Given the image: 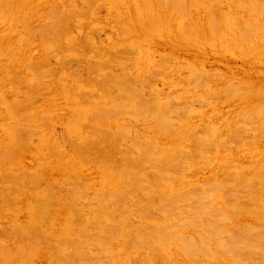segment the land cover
Listing matches in <instances>:
<instances>
[{"label":"rangeland","instance_id":"1","mask_svg":"<svg viewBox=\"0 0 264 264\" xmlns=\"http://www.w3.org/2000/svg\"><path fill=\"white\" fill-rule=\"evenodd\" d=\"M63 1L64 0H21V1L20 0H0V152H1L0 153L1 155L0 156V179H2L0 180V264H28L29 262L25 260L26 258L28 260L30 259L29 264H45V263L46 264H57V263L58 264L60 263L61 264H74V263L78 264L77 261L76 262L74 261L76 259L74 260L72 259L74 263L72 261L70 262L71 258H73L70 256L68 257V255L69 254L71 255V252H72V249L70 250L71 247L74 250H76L75 248L79 249L80 253L77 250L78 251L77 255L79 254L84 255V253H81V252L85 251L86 252L85 255L87 256L85 255L84 256L87 258L94 256L89 251H93L94 253L95 252L94 250L96 251L98 250L97 253L95 252L96 254L94 253L96 259L92 257L93 260L90 259L91 260L90 262H88L89 260L88 261L85 260V262H88V263H83V260L87 258H84L81 255L82 260H80V262L81 261L82 262L79 264H104V262H101V261H104L105 258L106 259L109 258V261L108 259L107 260L105 259V264L107 263V261L110 264L111 263L112 264H130V263L131 264H142L143 262H144L143 264H164L165 262L163 263L162 261L164 258L160 260L161 257L160 256L158 257L159 254L158 255L154 254L155 251L160 250L157 248H156L157 250L155 249V247L158 245L157 243H159V245L161 244L160 248H161V253H163V257L165 256L169 260V263L167 264H172L170 260L173 261L175 264H191V262L192 264H194L195 261L199 262L198 259H200L201 260L200 262L201 263L203 262V264L205 263L210 264V262L211 264H236V262L238 263L239 261H241L240 264H246V263L247 264H264V252H263L264 251V243H263L264 240L261 241L263 244H261V242L259 241H258L259 243L257 244L254 242L252 243L251 241L246 242L248 238L251 240L250 237L257 233L260 235V236L258 235L259 238L264 236V202H263L264 201V193H263L264 190L263 191L261 190L262 185L264 188V106H263L264 105V26H263L264 25V1L263 0H247V1L244 0L246 1L244 2L243 0H208V1L207 0H195V1L194 0H184L185 8L187 6L186 10L184 8L185 13L181 11L183 10L182 8L183 5H179V7H177L178 4H183L181 0L180 1L179 0L178 1H175V0H74L73 1L71 0V3H69L70 0H67L68 3L66 1L65 2ZM239 1L241 4L239 3ZM193 2L195 5L193 4ZM174 3L177 5H173ZM255 3L258 6H256ZM57 7L59 8V10L55 9ZM54 9L57 10V13ZM58 11L60 12L65 11V14L64 15L59 14ZM52 13L53 14L56 13L57 15H59L57 17L58 19H60L61 17L66 19L68 17L67 19H69V21L66 19L65 22L66 24L68 23L69 24L68 25L62 24L64 19H61L62 21L61 20L58 21L59 23L58 24L57 23L58 19L56 18V16L55 17L52 16L53 15ZM217 13H219L220 16ZM245 13L248 16L247 18H246ZM211 15L213 18L217 17L216 18L217 22L215 23L218 24L219 22L218 27H217V24L213 26L215 23L214 24L212 23L211 21L212 17H210ZM223 15H224V18H223ZM233 16L236 18V20L238 21L240 20L239 23L240 22L243 23V25L240 23V26H242V30L247 31L246 33L240 32V29H239L240 27L238 28L239 25H237L239 23L238 21L235 20ZM192 17L194 18L192 19ZM54 18H56V20ZM208 18L210 19L208 20ZM213 18L212 20L214 22ZM208 21H210L213 25H211L210 22L209 24ZM232 21L233 22L235 21V22L232 23ZM51 22L56 25L50 24ZM185 22L187 24L188 30L190 29L189 32L188 30H185V28L183 27V26H186ZM194 22H196L198 26ZM70 24L73 26H71ZM207 24L213 26V28L215 27L216 30L213 28H212L213 30H211V28H209L210 26H207ZM233 24H236L237 28L236 27L234 28ZM252 25H254L255 27ZM225 26L226 27L228 26L227 28H230V30H228ZM244 26H246V28L248 26L247 30H245L246 28ZM257 26H259L261 31L258 29ZM208 29H210V31H213V33H210ZM217 29H221V30L217 31ZM233 29H235V31H233ZM48 31L49 33H47ZM243 34H245V37H247V39L245 37L242 38L244 36ZM253 46H256V47H253ZM38 65L41 69L38 67ZM123 71L125 74L123 73ZM17 81H19V83ZM217 95H220V96H217ZM121 96L122 98H120ZM127 96L131 97L130 98L131 102L137 104V106L135 104L134 107H137L138 109L137 108L135 109L134 107H133L134 109L131 108L132 105L130 106L129 104L130 100L129 101L124 100L125 97L128 99ZM132 96H135V97H132ZM119 98L121 99L120 102H122L123 100L128 102L129 109L131 110L126 111V113H121L122 111H125L123 110L125 107L122 110L120 109L121 112L119 111L118 108L122 107L123 102H122V105H119L120 102L118 104H115L117 103V101L116 102L114 101V100L119 101ZM105 100L107 101L109 100L108 101L109 104L107 103V101L105 102ZM150 100H151V103H150ZM126 102L124 103L126 104ZM153 102L155 104H153ZM92 103L93 104H96V103L103 104L104 108L105 106H107L105 110L101 109L103 110V112L107 110V114L109 113L108 108L109 110H112L110 107L112 105V108L114 110L110 111V113H113V115L114 113H116L118 119L116 118V115L114 118L120 121L121 124H119L120 122H118L114 118L110 119L113 115L111 114L112 116L110 117V114H109L107 115L108 119H105V120H108L107 123H105V121L102 122L103 124L105 123L104 127L101 123L100 118L98 117L100 120L101 126L103 127L101 130H99L101 128L99 125L100 123H98L99 120L97 118L96 122L94 121L95 122L94 124L93 120L96 118H93V117L94 115H97V116L99 115V114H96L97 112L96 110H100V109H95L97 104L93 105ZM91 105L94 106L95 110L93 109V107H91ZM117 105L119 106L116 107ZM167 106L169 107L166 108ZM148 107H149V110H148ZM171 107H172V111L171 109L169 110V108ZM175 107H176V110L180 109L181 113L179 112V110H177L179 114L176 110H173V108L175 109ZM44 110L45 112H43ZM94 111L96 112L92 114ZM173 111H176L177 114ZM88 112L90 116H93L90 118V119L93 118L92 121L91 120L89 121V122H92L90 123V125L88 123V120H89ZM134 113H135V116L137 115L139 116L140 114L142 117H146V114H149L148 116L150 118L147 119L149 121L146 122L144 120H141L142 119L141 116H140L141 119L139 118V120L138 118H136L137 121L129 120L131 116L130 118L126 117L128 118L127 120L128 123H131L133 125L132 126L130 124L131 125L130 126L127 124V121H125L126 118L125 119L119 118L123 116V114L124 115L131 114L132 118L135 119V117L133 116ZM257 113H259V115ZM101 115L99 116L101 117ZM104 116H106V114ZM41 117L43 118V120L40 119ZM123 119L126 124H124L123 121H121ZM168 123L169 125L170 124L171 125L169 126ZM50 124L51 126H49ZM9 125L11 126L9 127ZM34 125L36 127H34ZM52 125L54 126V128L52 127ZM105 125L107 126V128H109V130L105 128ZM118 125H122V126L125 125L124 126L125 128L128 125L129 127L127 128H129L130 131L127 130L128 132L126 133L127 134L131 133L130 134L131 136L136 135V137L137 136L140 137V135H142L140 137L141 139L140 138L138 139V137L137 138L135 137L134 140L141 141L143 137H146L145 140L142 141L141 143H143L147 147L149 146L148 149L147 147L145 148V151L149 150L148 152L150 153L151 157L150 155L147 156L145 152H143V149L145 146L144 147L141 146L142 144L139 141L137 142H139L140 145L138 143L139 145L138 147L134 146L133 145L134 143L129 140L132 138H128L127 136L126 138L128 139L125 138L126 141L123 138H122L123 140L119 139V142L120 140L122 141L121 142L122 144L120 143V145L126 146L125 145L126 143H129L127 145H131L132 143L134 148H131L132 149L131 151H135V153L129 151L128 149L124 147L119 148V144H118L119 142L115 140L112 134L115 131L119 130ZM156 125L160 126V130L162 129L167 134L163 135L164 134L163 131H162L163 133H161L159 129L158 131L157 129L155 130L154 127H156ZM45 126L50 127V129L53 128L51 132L53 134L56 133L55 136H57L58 139L50 138L53 135L51 133L50 134L51 136L48 134L49 135L48 140L47 139L41 140L42 138L46 137L45 135H47V132L49 131L48 130L49 128L46 127L47 128L46 129ZM91 126L95 128L99 126V128L97 127L99 131L106 129L107 130L106 133L110 132V134L107 133V136L108 137L109 135L111 136L109 137L110 139L108 138L109 140H112L111 143H109L110 141L105 142L104 140L106 139H104V136H103L104 140L101 138V141H100V137L97 136V134L99 135L100 132H95L94 128H93V133L94 132L97 133L96 134L97 137H94L95 134L94 135L92 134L93 137L88 136L89 134L92 133ZM25 127H28L30 129H27ZM32 127H34L35 129L34 128L32 129ZM132 127H134V129L136 130L135 132H137V130H139V132L143 130L141 132L143 133L144 129L145 131L146 129L147 130L149 129V131L144 132L145 135H143L144 133L135 134L134 132H131L133 131L131 130L133 129ZM62 129H64L63 130L64 132H61ZM152 131L153 132L155 131L154 135L151 134ZM156 131L160 133L157 134ZM65 132L67 135L65 134ZM81 132H84V134L82 135ZM122 133L121 132L119 133L120 134L119 138H121V136L122 137L125 136V135L123 136ZM181 134L182 136L184 135L183 139L181 137ZM86 137L89 138L90 141L92 140L94 141L97 138L98 141L97 143L96 142L95 143L99 147L101 146L99 145V143L102 142V144L103 145L105 144V146L107 143V146H109V149L106 147L107 150L105 151H108V150L111 151L110 150L111 145H108V143L109 144L114 143V145L116 146L118 144L119 150L120 149L128 150V151L121 150V152L127 153L128 157L129 155L132 156L131 159L129 157L131 161L135 159L134 157L138 155L139 160H135L137 161L135 162V165L132 162L133 166H129V165L128 166L131 167L132 170H135L137 167L136 170L138 171V167H141L140 162H143L142 167L144 166V168L146 169L147 171L146 175L148 177H146L145 173L141 171L140 168L139 170L141 172L140 174H137V176L141 178V177H144L142 175H145V178H147L150 181L147 182V184H145L144 182L147 181V179L143 178L141 180H143L142 183L144 184H142L141 181H138L140 179H138L136 183L138 187L141 188V191L139 189L137 190H139L141 193L143 192L145 195L147 194V196H144V194L142 195L137 190L136 191L138 194L135 193V191H132V190L128 191L126 189L129 185L134 186L135 182L131 179L132 177L133 179L139 178L135 176L136 172H134L135 174L134 175L130 171V169H128L129 167L127 168L126 166L125 168L128 169L127 172L129 171V173H132L133 176L130 175L132 177L128 178L129 176V173H128V175H125L122 177L123 173L127 174L125 168L122 167L124 166V164H126V162H128L127 160H129L128 157H125L126 154L124 155L121 152L117 154L116 152L113 153L112 152L114 150L113 149L111 151L113 154V157L111 154L110 159L107 160L106 156L107 154H110V152L108 151V153H106L103 149L105 148L104 146L103 148L98 147L99 151L101 149V151L99 152L96 149L97 147L95 143L89 142V140ZM115 137H117L118 139V136L115 135ZM160 137H161V140H160ZM202 137H205L206 140L209 139L210 137V139L206 141V143L209 142L208 143L209 145L208 144L207 146L203 145L202 146L203 148L200 147L201 150L198 148V146L197 147L195 146L193 148L192 145L194 144L193 142H195L194 140H196L197 138H200V141H202L201 140ZM215 137L217 138L216 140H215ZM39 139L43 142L47 140L48 143L46 141H45L46 143L45 142L43 143ZM59 139H62V140L59 141ZM152 139L153 140L155 139V140L152 141ZM190 139H192L193 142ZM50 140H53V141L55 140L54 142H56L57 145H55V147L49 146V144L50 145L53 144L52 143L53 141L51 142ZM75 140L77 144L73 142ZM127 140L130 141L131 143L128 142ZM33 142L34 143L36 142V143L34 144ZM60 142L62 143L59 146ZM80 142L81 143L83 142V144L80 145L79 144ZM85 142L87 146L85 145ZM88 142L90 146L92 147H93V144L95 145L94 148H92L93 150L90 149V147L87 148L89 146L87 144ZM116 142L118 143L115 144ZM46 144H48V148L50 150L46 148L47 146ZM73 144L75 145V147L72 148ZM78 144H79L78 147L80 149L77 147L78 149L75 150L74 148H76ZM224 144L225 146L223 147ZM152 145H155L157 149L155 146L153 147ZM213 145L215 146V148L213 147ZM112 146H111V149H112ZM208 146H212L213 148L208 147ZM56 147L59 148L60 150H58ZM158 147L159 148L161 147V151L159 149L161 154L158 151ZM168 147L172 149L169 148L170 150H168ZM177 147L178 149L179 148L183 149L182 151L179 149L181 152L184 151V153H186V154L182 153L183 158L187 155V157L184 158L186 162L183 161L185 163L181 165L180 163L182 162L180 161L179 163L177 162L180 166L173 164L174 161L173 162L171 161L174 157L178 156L175 154L177 150L175 153L172 152V150L174 148L176 149ZM52 148L54 149L53 150L54 152L51 150ZM55 148L58 154L55 152ZM84 148L86 151L84 150ZM118 148L116 147L115 150H117ZM127 148H130V146L129 147L127 146ZM140 148H141V151H140ZM222 148H224V150ZM94 149H96V153ZM163 149L164 150L167 149V150L164 151ZM175 149L173 151H175ZM104 152L106 153L105 154L106 156L104 155ZM170 152H172L170 158H172V155L174 154L173 155L174 157L172 159H169V161L172 162L171 163L172 166L175 165L174 166V169L176 168V170H174L175 174L171 172L172 166L169 169L165 168V167L170 166L169 164L170 162L168 161V156H167L169 155ZM100 153H102L101 156L103 157L102 159L104 161H101L102 159H100L101 157L98 155ZM8 155H10L11 157H9ZM95 155L96 156L98 155L97 156L98 158ZM157 155L160 158L163 156L165 157L166 155L167 160L165 158V161L166 163L169 162L168 163L169 165L167 164V166L164 165L163 167L167 170H170L171 173L168 171H167L168 173H166L164 172L165 169L163 170V168L162 169L160 168L162 167L161 164L165 163L163 162L162 159L161 161L163 163H161L160 161V167H156V164L159 163L155 161ZM120 156H121L122 163L125 158L127 159V160L125 159L126 161L124 160L125 163H123V165L119 163L121 162L120 160L119 162L117 161L120 158ZM123 156L125 157L124 159H123ZM159 157H157V160H160L158 159ZM178 157H181V156H178ZM152 158H155V159H152ZM175 159L176 158H174V160ZM102 162L105 164H103ZM113 163H115L116 165L112 166L111 164ZM136 163L139 164L140 166H137ZM145 163L147 165H144ZM106 165H110V168H108L109 166L106 167ZM134 166L136 167L134 168ZM178 166H179V169H178ZM105 168L107 169L106 170L107 175L110 172L109 170H111V172L117 170L116 172L117 176H114V174H112L114 172L110 173V175H113V176H109V175L107 176L106 174H104ZM159 168H160L159 171H161V173L157 172L158 173L157 174L155 170ZM122 170H124L125 172L123 171L122 173ZM25 172L28 174H26ZM152 172L155 173V177L157 176L158 179L157 178L156 179L158 180L159 185H161L160 188L162 187V184L163 185L165 184V188L162 187V190L160 191L158 190L159 194L157 193V191L156 193H157V196L159 195L158 198L159 197L161 198L164 195L166 196V197L165 196L163 197L164 204L160 203V205L162 204L161 209L163 208L166 209L165 207L168 206L169 210L168 208L166 209V211L168 210V212H166L164 209L162 211L160 209V205H158L159 204L158 201L162 202L161 201L162 198L157 199L156 194L155 195L153 193L152 195L149 194L150 193L149 191L151 190L155 193V189H157L156 187H158L159 189L158 182L157 180H154L155 179L153 176L154 173L151 174ZM163 172H164L165 178H167L166 176H168L171 178L173 177V179L175 178L177 179L179 177L181 179V176H182L183 182L178 181L180 179L178 180L175 179L176 182L170 183L169 182L170 179H168V182H166L167 180L165 178H162L164 179L162 181L161 177L163 175L162 176L161 175L158 176V175L162 174ZM105 178H108V179H105ZM151 178L156 182L153 183V180ZM254 178H256V180ZM111 179H113L114 182L110 181ZM159 179L162 181V183L160 182ZM173 179L171 180L174 181ZM240 180L242 183L240 182ZM119 181L120 182L122 181V182L119 183ZM245 181L247 183L244 184L243 182ZM125 182H126V185H127V182L128 184L130 182V184L127 185V187L123 186L124 185L123 183ZM252 183L254 186L252 185ZM31 184L33 185V187ZM67 184L70 185V187H68ZM119 185L120 187H122L121 189L122 191H120ZM143 185L149 186L151 190L149 191H147L148 189L145 190L148 187H145V186L143 187ZM123 187L126 189L125 190L126 192L127 191L129 192V193L125 192L126 195L124 196H126L127 198H130L129 202L132 201V203H129V202H128L129 204L123 203L125 202L124 197L122 198L120 197L124 194ZM216 187H218L219 189ZM249 187L251 188L248 189ZM31 188L32 189L34 188V190H32ZM49 188L50 190H48ZM57 188L58 189L60 188L61 190L59 189V191H62V192L60 193ZM117 188H119L118 190L119 192H117ZM129 188L130 187H128V189ZM143 188H144V191H147L149 193L147 192L145 193L144 191H142ZM202 188L206 191L205 194H203L204 190L202 191ZM187 189L189 190L187 191V193H189L191 189H194V190L197 189L198 193L201 192V195H199L196 191L194 192L192 190V192L198 194L196 195L193 193V195L195 196L193 197L194 199L192 200L190 199L193 196L191 192L190 194H186L185 193L186 191L182 192V190H187ZM83 190H87V191H83ZM94 190L96 191L94 192ZM103 190L106 192V194H108L107 195L108 198L109 197L111 198L110 200L112 201V203H114L112 204V206H110L111 208H109V205H111V202L109 200L110 203L107 205L108 210L106 209L109 214L113 215L111 213L113 212L112 210L115 209V208L113 209L114 207L113 205L116 206L119 202H121V206L118 204L117 207H122L121 209L119 208V212L122 210L121 211L122 213L118 215V212H117L118 208L114 210L115 213L113 212L114 215L117 214L118 216H120V218L115 215V217H113L114 219H112V217H110L111 215L109 216V215H106L107 213L105 214L104 211H105L106 204L108 203V201L107 202H104L103 200L101 201V199L104 197L106 201V196H104V194L102 195V192L104 193ZM107 191L108 192L110 191V192L108 193ZM166 191H167V194H169L168 192H171L170 194H174V192L176 193L179 191V193L182 192L186 194L187 196L192 195L190 198L187 197L188 199H190V201L191 200L197 201L200 198L203 200L205 199L204 202L206 204L205 205L206 208L210 210L211 209L216 210L217 215H215L216 212L215 211L213 212L212 210L211 212L213 213H210L207 211V213H204V215L202 214V217L200 216L199 219L201 220V218H203V220L205 221V224L202 225L204 221L203 222L200 221L202 228L198 225L200 228V230H198L199 229L198 227L197 229H195L196 227L193 225L194 223L192 224L193 226L191 225V219L189 222L187 221L188 223H190V225L186 224L184 226V224L186 223L184 222L185 220H189L188 218L192 214L196 216V213H199V211L198 212L195 211L198 206L195 208V210H190L193 212L195 211L196 212V213L194 212L195 214L187 210L188 212H186V214L189 213V215L190 214L191 215L189 216L187 214L185 217H182V219L180 216L181 215L184 216L185 213L183 212L184 213L183 214L182 212L177 211L179 213L178 215H180L178 216L180 219L177 217L178 221H176L178 224L180 222L179 220H181L182 222L183 218H185L183 221L184 224L183 222L181 224H183L184 228L186 227V229H184L183 226L182 228L179 226L180 227L179 229L178 226L176 227V224H175L176 222L173 221L172 219L176 215V209H175L176 205L175 204L178 205L180 202L181 205L184 204L185 206L187 205L185 204V202L188 199L186 198V195L185 196L182 195L181 198L184 196L185 200L182 198L184 201L181 198H178L179 200L178 199L176 200L175 196H177L179 193H176L177 195L174 194L175 195V196L173 195L174 197L172 195L169 197V195L167 196V194L160 196L161 193H165ZM78 192L82 193V195H80V193ZM121 192H122V195H121ZM226 192H227V195H226ZM258 192H259V195H258ZM93 193L94 195L96 194L97 196H99L97 197L98 201L96 197H93L94 199H92L91 196L93 195ZM67 194L70 196H67ZM127 194H130V195L134 194L133 197L137 199L138 203L135 202L132 196L128 197ZM224 194L228 198L225 197ZM250 194L253 196V198L251 197ZM62 195L63 197L65 195V197L63 198ZM80 196L82 197L86 196L87 198L88 197H91V198H89V200L87 199L85 200L84 198H80ZM148 196L150 198H147ZM241 196L244 199H242ZM70 197L73 198L74 200L71 199ZM151 197L153 198L151 199ZM171 197H173L176 201H179V202L178 203L174 202L175 201L174 199L172 201ZM224 197L226 198V200ZM145 198L147 201H149V204L147 201H145ZM155 198L157 199V201ZM166 198L169 201L165 200ZM99 199L101 203L103 204L99 203ZM180 199L182 201H180ZM221 199L224 200L225 202L222 201ZM70 200H72V203H70L71 202ZM121 200H123V202ZM126 200L128 201V199ZM152 200L154 201L153 204L157 203L156 205H158L159 208H157L158 210H155L154 206L151 205L152 206L151 210L158 212V213H152L153 212L152 211L151 217L153 214L162 216V213H169V212L170 214L174 213L175 215L173 214L172 216L171 214L170 216V214H166L165 216L164 214L162 217L160 216L161 218L164 217V221H162L163 219L162 220L160 219V221H162V224H160L161 222L159 220L158 222H156L157 219L156 220L154 219L155 222L154 220H150L151 218L146 219L145 217L147 216L150 217V215H146V214H150L149 210L151 208L150 204H152ZM164 200L167 203H172V204L171 205L167 204L166 206L165 205L166 202H164ZM38 201L40 202L38 203ZM86 201H89L86 203V205L88 203L90 204V205L88 204L87 207L85 204H82V203H85ZM201 201H199L200 209H202L201 208L202 206H200V204L204 205V202H201ZM95 203L96 205H94ZM187 203L189 204V202ZM254 203H256L257 206ZM133 204H135V206ZM147 204L149 205V207ZM84 205L86 208L84 207ZM122 205L125 206L126 209H128V206H129V209L126 210ZM172 205L174 208H172ZM189 205H187L188 208L190 207H192L191 209L194 208L193 207L194 205L190 207ZM211 205H213L215 209ZM68 206L70 207L68 208ZM98 206H102L101 209ZM133 206L136 208V210L134 211L133 209L135 208ZM158 206H155V208ZM95 207L96 208L98 207V210ZM177 207L180 208L181 206L179 205ZM130 208L132 209L130 210ZM170 208H172V210L174 209L173 210L174 212L172 210L170 211ZM182 208L184 207L182 206ZM182 208L177 209V210H181ZM230 208L232 209L230 210ZM137 209L139 210V212H137V216H135L136 215L135 211H137ZM130 211H131L130 214L135 212L134 213L135 215L132 214L133 217H130L131 215L130 216L128 215L130 218L126 220L125 218H128L126 215L129 214ZM147 211L149 212L147 213ZM159 211H161L162 213L160 214ZM224 211L227 214H225ZM84 212H86V214ZM203 212H206V210H204ZM221 212H223L224 214ZM124 213L126 215H124ZM121 214H123L124 216ZM207 214H214V215L209 216ZM219 214L221 217L218 216ZM155 215H153L154 218L158 217L157 215L156 216ZM223 215H225V217ZM121 216L126 220L127 223L130 219H131L130 220V223H131L133 219L132 222L137 221V224L135 223V226L133 225L134 223L125 225L124 223L126 222L125 220H121L123 219ZM214 216H218V220H216L217 218ZM110 218L112 220H109ZM136 218H138V220H136ZM190 218H192V216ZM220 218L222 219L220 220ZM227 219H230V220H227ZM32 221L34 224L31 223ZM168 221L171 227H169ZM220 221L224 223H218ZM206 222H208L207 226L208 225L210 226V224L211 225L216 224L219 227L221 226V228L215 227L216 229L215 228L214 229L219 230L221 232V234H219L220 233L219 231L218 232L215 231L216 234L218 233L219 235H221L222 239L218 237L219 235L216 237L217 239L214 238L216 234L215 236L213 234L214 239L212 238V240H210L211 243L209 242V239L207 241L209 245H207L208 243L206 241L205 242L204 240L201 241V239L206 237V234H204L205 236L203 237L201 236L202 235L201 233L209 232L207 231L208 229L204 230V228L206 229V227H204L206 226ZM101 223L103 224L102 226L104 227L105 225L110 226L111 223L113 224V226L111 225L112 227L119 226L116 229L118 230L121 229V233H118V230L117 231L114 230L116 232L115 233L113 230H111L113 228H109V226L108 227L106 226L107 228L105 227L106 229H109V230H105L104 227L102 228ZM163 223H165L166 226H163ZM96 224H98L99 227ZM34 225H36L37 228ZM95 225L97 227L94 229ZM129 225H131L132 227ZM147 225L154 226L152 227V229L155 228L154 230L155 232L157 231L156 229H160L157 231V233H154L156 235H158L159 231H161L162 228L164 229V227H167L166 229H164L165 232L167 229L170 232L171 230L170 228H173V229L176 228L177 231H175L176 229L174 230L176 232V233L174 232L175 233L174 235L175 236L176 234H180V235L175 237L174 240H172L173 239L172 238L171 239L172 241H171L170 238H168L170 236L169 234V236L165 238L167 240H170L169 242L165 239H164L165 241H162L163 235H161L162 233H159L160 236L157 237L158 239L156 238L157 240L155 241L154 235L152 233L150 237V234H148V231L147 233L145 232L147 230V229L145 230V228H147ZM161 225L162 227L160 228ZM213 225L208 228L212 229ZM121 226L122 227L126 226V227L120 228ZM247 226L250 231H248V229H245L247 228ZM32 227L37 230L35 233L33 232L35 230ZM5 228L8 229L9 231L6 230ZM38 228H40L39 229L40 234L38 232L39 231ZM86 228H89V229L87 230ZM148 228L150 229V227ZM250 228L254 230L255 232L252 231ZM93 229L98 230L97 233L95 231L96 234L94 236L97 242L100 241L99 242L100 245L103 244V241H105L104 243H106L108 240L106 248H103L105 246L104 244L102 245L103 247L98 246L99 244L93 241L94 239H91L89 241L87 240V239H90L91 237L90 234L94 233ZM202 229L204 230V232ZM5 230L7 233L5 232ZM41 230L45 231L46 233L44 232L41 233ZM141 230H143V232H145L146 235L143 234L142 232L143 236L145 237L140 236L137 238L136 236L139 234L138 232H140ZM164 230L162 231L164 232ZM109 231L111 233L113 232L114 234L113 233H112L113 235L110 234ZM181 231L183 233H181ZM241 231L242 232L247 231L245 232V234H247L246 235L247 237L244 235V237H246V240L242 243L241 242L238 243V241L237 242L234 241L236 244L235 246H238V244H241L242 245V246L240 245L241 249L242 247L244 248V246H249L250 249L252 247L256 250L253 249L251 252H249V255H247L248 251H244V250L241 251L240 249L239 250L240 253H239V251H237L238 250L237 247H236L237 250L232 249L233 247L235 248V246L233 245L234 242L231 240L230 241L231 246L233 245L231 248L232 251L231 250H230L231 252L228 251L230 254L228 252H225L226 254L228 253L229 256L228 254L227 255L224 254L223 253L224 249L229 250L230 248L229 240L231 236L229 237L228 235L227 238H225L226 236H222V235L223 234L225 235V233L228 234V232H230V234L233 235L231 239L235 240L237 235H240ZM11 232L12 233L14 232L15 234H11ZM32 232L34 233V235ZM99 232L101 233L103 232V233L100 235ZM197 232L202 237V238L200 237L201 239L199 238V234ZM249 232L251 233L253 232L254 234L252 235ZM36 233H38L39 236L42 238L46 237V235L48 236L44 238V240L42 241L41 240L42 238L39 239V237L36 236ZM79 233L80 234L82 233V234L79 235ZM83 233L86 234V237L87 235H89L88 236L89 238H86V242L89 243L91 241L89 243L90 246L89 245L83 246L84 251L80 250L79 248V246L84 242L83 240L85 239L84 238L85 235L82 236ZM107 233H109V236H107L108 235ZM195 234L196 236L198 235L197 239L199 238L200 241L202 242L201 243L198 240L200 244L204 243L205 245L203 247L202 245L198 244L199 246L202 247L200 248L202 251L205 249L206 246H207L206 249L208 247L210 248L209 250H211V254L210 252H208L209 254L207 253V255H212L210 259H208L209 256L207 255H206L207 256L206 257L207 259H206L205 255L203 254L207 252L208 249L203 253L199 249L200 251L199 252L200 255H199L198 253L199 247L195 248L192 246V245L196 246L195 244L199 243L197 242V239H195L196 237L193 236ZM242 234H244V232ZM250 234L251 236L249 237ZM261 234L263 236H261ZM5 235L8 236V238ZM78 235L82 238H80ZM99 235L101 236V239L98 240L97 238ZM139 235H141V233ZM152 235H153V238H152ZM181 235L182 237L184 235V237L186 238L187 236H189L188 237L189 239L193 238L194 242L196 241V243L194 244V242H192V239H191V242L193 244L191 245L192 247L190 248H188L190 246V245L188 246V244L190 243V240H189V243L187 241L185 242L187 243L186 244L187 249L185 250V253L187 252L188 249L189 250L192 249L191 253L194 250L193 248L197 250L196 252L198 253V256L194 255L196 260L191 258V261H190V256H189L190 251L186 253L188 254L189 257H186L187 255L186 256L182 255V253L184 252V249H183L184 247L183 248H181V246L178 247L180 245L179 244L180 240L179 241L177 240L178 238L180 239ZM190 235H192V237H190ZM211 235L212 234H210V236ZM72 236L74 237V239L76 238L75 241L76 240L82 241L80 243L79 241H77L78 242L77 244L79 245H77L75 242L77 247L75 246L74 243L72 244L74 246L70 245L72 241H74L72 239L73 238ZM94 236L92 237L94 238ZM130 237L133 239H131ZM134 237H136L137 240H135L136 238ZM223 237L225 238V242L228 241L229 245L227 243L226 246H229V248L225 246L226 248L224 247L223 249L222 246L225 244ZM228 237H229V240H226L228 239ZM256 237L257 235L255 237L253 236V238L255 239ZM49 238L51 239V241L49 240ZM102 238L103 239L108 238V239L102 240ZM218 238H220L219 239L220 241L218 240ZM66 239L72 240V241L68 240V241H71V243L69 242L70 244L67 241V244L71 246L70 248L68 247L69 245L66 246V243H65ZM138 239H140L141 241H143V239L146 240L144 241L145 243L143 242V245L146 248L142 246V243H139L140 241ZM37 240H39L38 242L40 244H42L43 242L46 245L42 244L41 246L37 242ZM64 240L65 242H63V244H65V246L61 244L62 241ZM134 240L136 242L138 241L139 242L136 243ZM238 240L241 241L242 239L239 238ZM131 241H133L132 243H134L133 244L134 246L135 244H137V246L133 247L131 245L132 244ZM183 241L184 240H182V243ZM57 242L61 245L57 246L58 245ZM160 242H163V243H160ZM168 242L169 243L172 242V243L169 245L167 249H165V247H167L168 245ZM175 242L177 243V249H175L176 247L174 246ZM216 242L219 243L218 245H222L220 246L223 249L222 252L220 251L221 248L219 249V251L217 250L218 245H216ZM256 242H257V239H256ZM94 243L98 245H95ZM108 243H109V246H108ZM84 244L86 243L84 242L83 245ZM93 244L95 246H93ZM138 244H141V246H139ZM163 244H165L166 246ZM151 245L154 246V251H153L154 253L153 252L151 253L153 248H151L152 250L150 249L151 251L146 250L145 252V249L152 247ZM56 246L59 249V253H58V249ZM8 247L10 248V250L8 249ZM80 247L82 248V246ZM99 248L103 249V251L100 249L101 250L100 252ZM178 248H181L180 250L181 251L183 250V252H180ZM124 250H126L125 253L123 252ZM128 250L129 251L131 250L130 253ZM77 251H74L75 254L73 253L74 255L72 254L71 256L76 257L75 255ZM87 251L89 254H87ZM147 251H149L150 254ZM137 252L139 253L137 254ZM232 252L234 253L233 255L231 254ZM58 254H59V257L61 255L66 254V256L69 259L67 260L69 262L62 259L64 256L63 257L61 256L62 258L60 260H56L57 261L56 262L54 259V256H56L57 258ZM201 254H203V256ZM152 255L153 257L157 256L159 258V261H156L155 258L152 260L149 259V258H153ZM191 255H192L191 257H194L193 254ZM234 255L235 257L237 256L238 259L240 258V260L235 262ZM183 256L186 258L184 259L188 262H186L182 258ZM248 257L250 260L248 259ZM231 258H233V261ZM98 259L100 260L99 263H98ZM132 259L134 260L135 263L133 262ZM205 259H206V262H204Z\"/></svg>","mask_w":264,"mask_h":264},{"label":"bare ground","instance_id":"2","mask_svg":"<svg viewBox=\"0 0 264 264\" xmlns=\"http://www.w3.org/2000/svg\"><path fill=\"white\" fill-rule=\"evenodd\" d=\"M20 1H21V0H20ZM65 1L68 3L67 0H64L63 2H65ZM73 1H74V0H73ZM175 1H178V0H175ZM179 1H180V0H179ZM181 1L183 2V4H178V3L176 2L178 5L175 4V3H174L173 5H177V7H179V5H183V6H182L183 10H181V11L184 12V8H185L184 0H181ZM194 1H195V0H194ZM207 1H208V0H207ZM243 1H244V0H243ZM246 1H247V0H246ZM246 1H244V2H246ZM263 1H264V0H263ZM2 2H3V1H2ZM173 2H174V1H173ZM232 2H233V1H232ZM4 3H5V2H4ZM6 3H7V2H6ZM67 3H66V4H67ZM69 3H71V0L69 1ZM239 3H240V1H239ZM257 3H258V2H257ZM2 4H3V3H2ZM62 4H63V3H62ZM167 4H168V3H167ZM193 4H194V2H193ZM193 4H192V5H193ZM198 4H199V3H198ZM240 4H241V3H240ZM247 4H248V3H247ZM250 4H251V3H250ZM255 4H256V3H255ZM258 4H259V3H258ZM194 5H195V4H194ZM238 5H239V4H238ZM244 5H245V4H244ZM253 5H254V4H253ZM57 6H58V5H57ZM196 6H198V5H196ZM256 6H258V5L256 4ZM175 7H176V6H175ZM177 7H176V8H177ZM200 7H202V6H200ZM238 7H239V6H238ZM241 7H243V6H241ZM262 7H263V5H262ZM186 8H187V6H186ZM186 8H185V10H186ZM239 8H240V7H239ZM251 8H252V6H251ZM256 8H257V7H256ZM55 9H58V10H59L58 7L55 8ZM55 9H54V10H55ZM206 9H207V8H206ZM236 9H238V8H236ZM254 9H255V8H254ZM176 10H177V9H176ZM210 10H211V9H210ZM239 10H240V9H239ZM246 10H247V9H246ZM250 10H251V9H250ZM34 11H35V10H34ZM55 11H56V13H57V10H55ZM181 11H180V13H181ZM213 11H214V10H213ZM234 11H235V10H234ZM11 12H12V11H11ZM58 12H59V14H63V15L65 14V11H63L64 13H63L62 11H61L62 13H61L60 11H58ZM67 12H68V11H67ZM241 12H242V11H241ZM241 12H240V13H241ZM251 12H252V11H251ZM56 13H54V14H56ZM184 13H185V12H184ZM212 13H213V12H212ZM52 14H53V13H52ZM54 14H53L52 16H54V17L56 16V18L59 16V15H57V14H56V15H54ZM189 14H190V13H189ZM217 14L219 15V13H217ZM238 14H239V13H238ZM245 14H246V13H245ZM249 14H250V12H249ZM63 15H62V16H63ZM70 15H71V13H70ZM215 15H216V14H215ZM215 15H214V16H215ZM196 16H197V15H196ZM219 16H220V15H219ZM221 16H222V15H221ZM244 16H245V15H244ZM249 16H250V15H249ZM49 17H50V16H49ZM60 17H61V16H60ZM208 17H209V16H208ZM210 17H212V15H211ZM233 17H234V16H233ZM237 17H238V16H237ZM247 17H248V16H247V14H246V18H247ZM56 18H54V19L56 20ZM67 18H68V17H67ZM67 18H66V19H67ZM193 18H194V17H192V19H193ZM212 18H213V17H212ZM212 18H211V21H212L213 24H214L215 22H217V21H216V18H217V17H214V18H213V19H214V22H213ZM223 18H224V15H223ZM234 18H235V17H234ZM234 18H233V19H234ZM244 18H245V17H244ZM57 19H58V18H57ZM61 19H64L63 23H62V22H61V23L65 25V24H66V22H65L66 19L63 18V17H61L60 19H58V20H57V23H58V21H60ZM209 19H210V18H208V20H209ZM233 19H231V20H233ZM51 20H53V19H51ZM67 20L69 21V19H67ZM195 20H196V19H195ZM198 20H199V18H198ZM220 20H221V19H220ZM226 20H227V19H226ZM226 20H224V21H226ZM235 20H236V18H235ZM248 20H249V19H248ZM21 21H22V20H21ZM49 21H50V20H49ZM61 21H62V20H61ZM196 21H197V20H196ZM206 21H207V20H206ZM218 21H219V20H218ZM236 21H238V20H236ZM239 21H240V20H239ZM239 21H238V23H239ZM250 21H251V20H250ZM186 22H188V21H186ZM186 22H185V24H186ZM197 22H198V21H197ZM209 22H210V21H208V23H209ZM234 22H235V21H234ZM234 22L232 21V23H234ZM55 23H56V21H55ZM61 23H60V24H61ZM183 23H184V22H183ZM194 23H196V22H194ZM210 23H211V22H210ZM210 23H209V24H210ZM212 23H211V25H213ZM240 23L243 25L242 22H240ZM240 23L237 24V25H239L238 28L240 27V28H239V29H240V32H244V33H246L247 31L242 30V26H240ZM50 24H54V23L51 22ZM58 24H59V23H58ZM68 24H69V23H68ZM68 24H66V25H68ZM185 24H184V25H185ZM209 24H207V26H210L209 28H211V30H213V29L216 30V28H215V27L213 28V26H215L217 23H215L213 26H211V25H209ZM218 24H219V22H218ZM218 24H217V27H218ZM226 24H227V23H226ZM226 24H225V25H226ZM54 25H56V24H54ZM54 25H53V26H54ZM70 25H71V24H70ZM196 25H197V23H196ZM244 25H246V24H244ZM258 25H259V24H258ZM262 25H263V24H262ZM59 26H60V25H59ZM61 26H63V25H61ZM71 26H73V25H71ZM197 26H198V25H197ZM231 26H232V25H231ZM233 26H234V28H235V27L237 28L236 24H233ZM252 26H254V25H252ZM263 26H264V25H263ZM50 27H51V26H50ZM66 27H67V26H66ZM68 27H69V26H68ZM183 27L185 28V30H188L187 24H186V26H183ZM186 27H187V28H186ZM190 27H191V26H190ZM190 27H189V28H190ZM219 27H220V26H219ZM225 27H226V26H225ZM225 27H224V28H225ZM227 27H228V26H227ZM227 27H226V28H227ZM244 27L246 28V26H244ZM254 27H255V26H254ZM257 27H258V29L260 30L259 26H257ZM8 28H9V27H8ZM46 28H47V27H46ZM57 28H58V26H57ZM62 28H63V27H62ZM200 28H201V26H200ZM212 28H213V29H212ZM222 28H223V27H222ZM226 28H225V29H226ZM245 28H244V29H245ZM247 28H248V26H247ZM247 28H246L245 30H247ZM262 28H263V27H262ZM44 29H45V28H44ZM49 29H50V28H49ZM51 29H52V28H51ZM67 29H68V28H67ZM194 29H195V28H194ZM227 29L230 30V28H227ZM29 30H30V29H29ZM52 30H53V29H52ZM52 30H51V31H52ZM63 30H64V29H63ZM189 30H190V29H189ZM189 30H188V32H189ZM191 30H192V29H191ZM197 30H198V29H197ZM218 30L220 31L221 29H217V31H218ZM241 30H242V31H241ZM254 30H255V29H254ZM208 31H210V29H208ZM226 31H227V30H226ZM233 31H235V29H233ZM260 31H261V30H260ZM43 32H44V31H43ZM52 32H53V31H52ZM52 32H50V33H52ZM61 32H62V31H61ZM66 32H67V31H66ZM186 32H187V31H186ZM215 32H216V31H215ZM215 32H214V33H215ZM47 33H49V31H48ZM190 33H191V32H190ZM210 33H213V31H210ZM223 33H224V32H223ZM41 34H42V33H41ZM188 34H189V33H188ZM192 34H193V33H192ZM198 34H199V33H198ZM234 34H235V33H234ZM256 34H257V33H256ZM30 35H32V34H30ZM48 35H49V34H48ZM50 35H51V34H50ZM54 35H55V34H54ZM54 35H53V36H54ZM210 35H211V34H210ZM243 35H244V36H243L242 38L245 37V34H243ZM39 36H40V35H39ZM196 36H197V35H196ZM213 36H214V34H213ZM240 36H242V35H240ZM45 37H46V36H45ZM190 37H191V36H190ZM29 38H31V37H29ZM41 38H42V37H41ZM198 38H199V37H198ZM198 38H197V39H198ZM245 38L247 39V37H245ZM50 39H51V38H50ZM190 39H191V38H190ZM243 40H244V39H243ZM243 40H241V41H243ZM189 41H190V40H189ZM193 41H194V40H193ZM23 44H24V43H23ZM54 45H55V44H54ZM65 45H66V44H65ZM253 47H256V46H253ZM68 50H69V49H68ZM245 52H246V51H245ZM6 54H7V53H6ZM82 54H83V53H82ZM120 55H121V54H120ZM123 55H124V54H123ZM48 56H50V55H48ZM113 56H114V55H113ZM131 56H132V55H131ZM245 56H246V55H245ZM43 59H44V58H43ZM119 59H120V58H119ZM53 60H54V59H53ZM133 60H134V59H133ZM63 61H64V60H63ZM66 61H68V60H66ZM118 61H119V60H118ZM39 62H40V61H39ZM2 64H4V63H2ZM2 64H1V65H2ZM13 64H14V63H13ZM46 64H47V63H46ZM52 64H53V63H52ZM63 64H64V63H63ZM114 64H116V63H114ZM106 65H107V64H106ZM67 66H69V65H67ZM96 66H97V65H96ZM109 66H110V65H109ZM38 67H39V65H38ZM45 67H46V66H45ZM49 67H50V66H49ZM122 67H123V66H122ZM10 68H11V67H10ZM39 68H40V67H39ZM101 68H102V67H101ZM40 69H41V68H40ZM92 69H93V68H92ZM103 69H104V68H103ZM88 70H89V69H88ZM40 71H41V70H40ZM91 71H92V70H91ZM98 71H99V70H98ZM119 71H120V70H119ZM53 72H54V71H53ZM85 73H86V72H85ZM121 73H122V72H121ZM123 73H124V71H123ZM86 74H87V73H86ZM124 74H125V73H124ZM77 76H78V75H77ZM85 76H86V75H85ZM87 76H88V75H87ZM120 76H121V75H120ZM106 77H107V76H106ZM123 77H124V76H123ZM125 77H126V76H125ZM93 79H94V77H93ZM93 79H92V80H93ZM8 80H9V79H8ZM124 80H125V79H124ZM199 80H200V79H199ZM102 81H103V80H102ZM106 81H107V80H106ZM17 82L19 83V81H17ZM93 82H94V81H93ZM203 83H204V82H203ZM21 84H22V83H21ZM97 84H98V83H97ZM101 84H102V83H101ZM104 84H105V83H104ZM115 84H116V83H115ZM201 84H202V83H201ZM204 84H205V83H204ZM204 84H203V85H204ZM192 85H193V84H192ZM4 86H5V85H4ZM4 86H3V87H4ZM89 86H90V85H89ZM104 86H105V85H104ZM25 88H26V87H25ZM97 88H98V86H97ZM100 89H101V88H100ZM104 89H105V88H104ZM199 89H200V88H199ZM228 89H229V88H228ZM250 89H251V88H250ZM132 90H133V88H132ZM13 91H14V90H13ZM120 91H121V90H120ZM29 93H30V92H29ZM125 93H126V92H125ZM105 94H106V93H105ZM122 94H123V93H122ZM31 95H32V94H31ZM222 95H223V94H222ZM234 95H235V94H234ZM106 96H107V95H106ZM125 96H126V95H125ZM211 96H212V95H211ZM217 96H220V95H217ZM127 97H128V99L125 97L124 100H127V101L130 100V101H129V104H130V106L132 105L131 108H133V107L135 106L136 103L131 102V99H130L131 97H129V96H127ZM132 97H135V96H132ZM108 98H109V97H108ZM120 98H122V96H121ZM120 98H119V101H118V100H114L115 102L117 101V103H115V104H118V103L121 101ZM116 99H118V98H116ZM210 99H212V98H210ZM90 100H91V99H90ZM124 100L122 101V102H123V105H122V102L119 103V105H122V107L118 108L119 111H120V109L122 110V109L125 107V108L123 109V110H125V111H122V112L120 111L121 113H126V111L131 110V109H129V104H128V102H126V101H124ZM151 100H152V99H151ZM151 100H150V103H151ZM208 100H209V99H208ZM225 100H226V99H225ZM81 101H82V100H81ZM86 101H87V100H86ZM106 101H107V100H105V102H106ZM108 101H109V100H108ZM108 101H107V103H108ZM114 101H113V102H114ZM146 101H147V100H146ZM154 101H155V100H154ZM212 101H214V100H212ZM220 101H221V100H220ZM113 102H112V103H113ZM124 102H126L127 105H126ZM148 102H149V101H148ZM86 103H87V102H86ZM107 103H106V104H107ZM132 103H133V104H132ZM145 103H146V102H145ZM172 103H173V102H172ZM92 104H93V103H92ZM96 104H97V105H96ZM96 104H93V105H96V108H95V109H100V110H96L98 113H97L96 111H94L92 114H94V113L96 112V114H99V115L102 114V115H101V117H100L99 115H98V116H97V115H94V117H93V116H90V114H89V112H88V115L90 116V117L88 116V119H89V120H88V123H89V125H90V123H92V122H89L90 120L92 121L93 118H96V119L93 120V122H94V121L96 122V120H97L98 117L100 118L101 123L104 122V121H105V123H107L108 120H105V119H108V116H107V115L110 114V117L113 115V113H110V111H113V110H114V109L112 108V105L110 106L112 110H109V108H108L109 113L107 114V110L103 112V110H105V108H106L107 106H105V108H104V107H103V104H98V103H96ZM108 104H109V103H108ZM108 104H107V105H108ZM115 104H113V105H115ZM153 104H155V103L153 102ZM99 105H101V106H99ZM119 105H117L116 107H118ZM192 105H193V104H192ZM98 106H99V107H98ZM136 106H137V104H136ZM145 106H146V105H145ZM179 106H180V105H179ZM259 106H260V105H259ZM263 106H264V105H263ZM91 107H93V109H94V106L91 105ZM100 107H102V108H100ZM138 107H139V106H138ZM168 107H169V106H167L166 108H168ZM180 107H181V106H180ZM191 107H193V106H191ZM126 108H127V109H126ZM134 108L136 109L137 107H134ZM134 108H133V109H134ZM161 108H162V107H161ZM163 108H164V107H163ZM95 109H94V110H95ZM101 109H103V110H101ZM137 109H138V108H137ZM152 109H153V108H152ZM164 109H165V108H164ZM170 109H171V111H172V107L169 108V110H170ZM145 110H146V109H145ZM148 110H149V107H148ZM165 110H166V109H165ZM165 110H163V111H165ZM167 110H168V109H167ZM169 110H168V111H169ZM173 110H176V107H175V109L173 108ZM177 110H179V112H180V109H177ZM177 110H176V111H177ZM188 110H189V109H188ZM132 111H134V110H132ZM176 111H173V112H175V113L177 114L178 111H177V112H176ZM189 111H190V110H189ZM43 112H45V110H44ZM43 112H42V113H43ZM99 112H101V113H99ZM179 112H178V114H179ZM103 113H104V114H103ZM161 113H162V112H161ZM163 113H164V112H163ZM180 113H181V112H180ZM46 114H47V112H46ZM105 114H106V116H104ZM111 114H112V115H111ZM131 114H132V113H131ZM131 114H129V115L126 114L127 116L123 114V116H121V117H119V118H124V119H125L126 117H129V118H130V116H131V118H130L129 120L137 121L136 118H138V120H139V118L141 119V117H142L140 114H139V116H138V115L135 116V113H134L133 116L135 117V119H133ZM257 114L259 115V113H257ZM44 115H45V114H44ZM115 115H116V113H114V115H113L111 118H110V117H109V118H110V119H113V118L115 117ZM148 115H149V114H146V117H142L141 120H144V121H146V122L149 121V120H147V119L150 118ZM161 115H162V114H161ZM161 115H159V116H161ZM166 115H167V114H166ZM174 115H175V114H174ZM17 116H18V115H17ZM86 116H87V115H86ZM96 116H97V117H96ZM102 116H103V117H102ZM140 116H141V117H140ZM27 117H28V116H27ZM91 117H93V118L90 119ZM173 117H174V116H173ZM173 117H172V118H173ZM176 117H177V116H176ZM18 118H19V117H18ZM21 118H22V117H21ZM99 118H98V120H99ZM116 118H117V115H116ZM116 118H114V119L117 120L118 118H117V119H116ZM144 118H145V119H144ZM163 118H164V117H163ZM172 118H171V119H172ZM241 118H242V117H241ZM257 118H258V117H257ZM40 119L43 120L42 117H41ZM103 119H104V120H103ZM124 119L121 120V121H123V123L126 124L125 121H127L128 118H126L125 121H124ZM262 119H263V118H262ZM100 120H99V122H98V121H97V122L100 123ZM119 120H120V119H119ZM182 120H183V119H182ZM236 120H237V119H236ZM238 120H239V119H238ZM110 121H112V120H110ZM117 121H118V120H117ZM117 121H116V122H117ZM183 121H184V120H183ZM27 122H28V121H27ZM95 122H94V124H95ZM118 122H120V121H118ZM130 122H132V121H130ZM240 122H241V121H240ZM18 123H19V122H18ZM61 123H62V122H61ZM101 123L99 124L100 127H101L99 130H101V129L104 127V124H105V123H104V124L102 123V125H103V127H102V126H101ZM114 123H115V122H114ZM134 123H135V122H134ZM137 123H138V122H137ZM140 123H141V122H140ZM154 123H155V122H154ZM237 123H238V122H237ZM24 124H25V123H24ZM30 124H31V123H30ZM39 124H40V123H39ZM39 124H38V125H39ZM44 124H45V122H44ZM119 124H121V122H120ZM127 124L130 125L131 123H128V121H127ZM143 124H144V123H143ZM155 124H156V123H155ZM166 124H167V123H166ZM234 124H235V123H234ZM85 125H86V124H85ZM106 125H107V124H106ZM106 125H105V128L109 130V128H107ZM111 125H112V124H111ZM113 125H114V124H113ZM128 125L126 126V128L124 127L125 125H124V126H122V125H118V126H119V128H118L119 130H118V131H115V132L112 131V132H114V133H112V134H113L115 140L118 141V142H119V139H122V138L125 139L126 136H127L128 138H132V139H129V140L132 141V142L134 143V144H133L134 146H137V147H138V146L140 145V143H141L142 141L145 140L146 137H143L141 141H140V140H134V138L136 137V135H135V136H131V135H130L131 133H130V134H127V133H126V132L130 131L129 128H127V127H129ZM131 125H132V124H131ZM131 125H130V126H131ZM168 125H169V123H168ZM170 125H171V124H170ZM170 125H169V126H170ZM172 125H173V124H172ZM177 125H178V124H177ZM240 125H241V124H240ZM6 126H8V125H6ZM10 126H11V125H9V127H10ZM49 126H51V124H50ZM118 126H117V127H118ZM132 126H133V125H132ZM145 126H146V125H145ZM145 126H143V127H145ZM174 126H175V125H174ZM34 127H36V126L34 125ZM34 127H32V129H33ZM38 127H39V126H38ZM38 127H37V128H38ZM46 127H47V126H45V128H46ZM52 127L54 128L53 125H52ZM52 127H51V128H52ZM91 127H92V126H91ZM91 127H90V129H91ZM97 127L99 128V126H97ZM97 127H96V128H95V127H92V129H91L92 133L89 134L88 136L91 137L92 134H93V135L95 134L94 137L99 136V137H100V141H101V138L103 139V136H104V139H106V140H104V139H103V140H104L105 142H106V141H107V142L110 141L109 143H111L112 140H109V139H110L109 137H111V136L109 135L110 132H107V133H109V134H108L109 137H108V136H107V133H106V131H107L106 129H105V130H102V131H103V133H102V131H99ZM122 127H124V128H122ZM151 127H152V126H151ZM247 127H248V126H247ZM25 128L30 129V128H28V127H25ZM47 128H49V129H48L49 131L47 132V135H48V134L50 135V134L52 133L51 130H53V128H52V129H50V127H47ZM47 128H46V129H47ZM93 128H94V131H95V132H100L101 134L99 133V135H98V134L95 133V132L93 133ZM110 128H111V127H110ZM132 128H133V129H131V130H133V131H131V132H134L135 134H136V133L143 134L144 132L149 131V129H148V130L146 129V131H145V129H144V132H143V133H141L143 130H142L141 132H139V130H137V132H135L136 130L134 129V127H132ZM154 128H155V130L157 129V131H158V129L160 130V126H157V125H156V127H154ZM154 128H153V129H154ZM11 129H12V127H11ZM13 129H14V128H13ZM15 129H17V128H15ZM34 129H35V128H34ZM82 129H83V128H82ZM87 129H88V128H87ZM87 129H86V130H87ZM95 129H97V130H95ZM120 129H121V130H120ZM122 129H123V131H122ZM208 129H209V128H208ZM63 130H64V129H62L61 132H64ZM84 130H85V129H84ZM127 130H128V131H127ZM15 131H16V130H15ZM18 131H19V130H18ZM157 131H156L157 134L160 133V132H161V133L164 132L162 129L160 130V132H157ZM162 131H163V132H162ZM246 131H247V130H246ZM249 131H250V130H249ZM249 131H248V132H249ZM26 132H27V131H26ZM53 132H54V131H53ZM104 132L106 133V135H105ZM120 132H121V133L123 132L122 135H123V136L125 135V136H124V137L121 136V138H119V137H120V136H119V135H120V134H119ZM150 132H151V131H150ZM154 132H155V131H154ZM154 132L152 131L151 134L154 135ZM230 132H232V131H230ZM81 133H82V135L84 134V132H81ZM169 133H170V132H169ZM183 133H184V132H183ZM196 133H198V132H196ZM52 134H53V133H52ZM62 134H63V133H62ZM65 134H66V132H65ZM96 134H97V136H96ZM157 134H156V135H157ZM165 134H167V133L164 132L163 135H165ZM213 134H214V133H213ZM18 135H19V134H18ZM36 135H38V134H36ZM41 135H42V134H41ZM47 135H45L46 137H45V138H42L41 140H44V139H47V140H48L49 135H48V136H47ZM55 135H56V133L53 134L52 137H50V138H52V139H56V138H57V139H58V137L55 136ZM58 135H60V134H58ZM63 135H64V134H63ZM66 135H67V134H66ZM101 135H102V137H101ZM115 135L118 136V139H117V137H115ZM143 135H145V133H144ZM218 135H219V134H218ZM34 136H35V135H34ZM38 136H40V135H38ZM43 136H44V135H43ZM50 136H51V135H50ZM68 136H69V134H68ZM76 136H77V135H76ZM105 136H106V138H105ZM129 136H130V137H129ZM141 136H142V135H140V137H141ZM183 136H184V135H183ZM183 136H182V134H181L182 139H183ZM192 136H193V135H192ZM192 136H191V137H192ZM215 136H216V135H215ZM239 136H240V135H239ZM250 136H251V135H250ZM25 137H26V136H25ZM27 137H28V136H27ZM36 137H37V136H36ZM54 137H55V138H54ZM60 137H61V136H60ZM60 137H59V138H60ZM92 137H93V136H92ZM99 137H98V139H99ZM137 137H138V136H137ZM137 137H136V138H137ZM140 137H138V139H139ZM158 137H159V136H158ZM158 137H157V138H158ZM181 137H180V138H181ZM191 137H189V138H191ZM247 137H248V135H247ZM61 138H62V137H61ZM72 138H73V137H72ZM86 138H87V137H86ZM108 138H109V139H108ZM114 138H113V139H114ZM128 138H126V139H128ZM212 138H213V137H212ZM24 139H25V138H24ZM73 139H74V138H73ZM87 139L89 140V138H87ZM93 139H94V138H93ZM107 139H108V140H107ZM123 139H122V140H123ZM126 139H125V141H126ZM140 139H141V138H140ZM147 139H148V138H147ZM182 139H180V140H182ZM192 139H193V138H192ZM192 139H190V140H192ZM195 139H196V138H195ZM203 139H204V140H203ZM209 139H210V137H209ZM209 139H207V140H209ZM216 139H217V138L215 137V140H216ZM258 139H259V138H258ZM39 140H40V139H39ZM41 140H40V141H41ZM47 140H45V141L47 142ZM60 140H62V139H59V141H60ZM82 140H83V139H82ZM88 140H87V141H88ZM91 140H92V139H91ZM95 140H96V141H95ZM95 140H94V141H93V140H92V141L89 140V142H94V143L96 142V143H97V141H98L97 138H96ZM115 140H114V142H115ZM154 140H155V139H154ZM154 140L152 139V141H154ZM160 140H161V137H160ZM198 140L200 141V138H197L196 140H194L195 142H193V140H192V142L194 143V144H193L194 146L192 145L193 148H194L195 146H196V147L198 146V148L200 149V147H202L203 145H206V146H207V144L209 143V142L206 143L207 140H206L205 137H202V138H201L202 141H200V143H199ZM24 141H25V140H24ZM27 141H28V140H27ZM45 141H44V142H45ZM50 141L52 142L53 140H50ZM54 141H55V140H54ZM54 141L52 142L53 144H51V145L49 144V146L55 147V145H57V143L54 142ZM83 141H84V140H83ZM87 141H86V142H87ZM127 141H128V140H127ZM130 141H128V142H130ZM137 141H139L140 143L137 142ZM147 141H148V140H147ZM156 141H157V140H156ZM158 141H159V140H158ZM197 141H198V143H197ZM203 141H204V142H203ZM233 141H234V140H233ZM233 141H232V142H233ZM21 142H22V141H21ZM41 142H43V141H41ZM44 142H43V143H44ZM46 142H45V143H46ZM66 142H67V141H66ZM73 142H75V144H77V143H76V140L73 141ZM73 142H72V143H73ZM86 142H85V145H86ZM89 142L87 143V144L89 145L87 148L90 147V149H92V148H94V146L96 145V147H97L96 149L99 151V149H98L99 146H98L96 143H95V145L93 144V147H92V146H90ZM118 142H116L115 144H117ZM121 142H122V141L120 140V142L118 143V144H119V148H120V147H124V148L128 149L129 151L132 150L131 148H134L131 142H130V143H131L132 147H131V145H127V144H129V143H126V144H125L126 146H122V145H120ZM136 142H137V143H136ZM189 142H190V141H189ZM192 142H191V143H192ZM33 143H34V142H33ZM35 143H36V142H35ZM35 143H34V144H35ZM47 143H48V142H47ZM55 143H56V144H55ZM61 143H62V142H60L59 146L61 145ZM109 143H108V145H111V146L113 145V146H112V149H111V146H110V150H111V151L114 149V150L112 151L113 153L116 152V154H117V153H120V152H121L122 149L119 150V148H118V144H117V146H116V145H114L113 142H112L113 144H109ZM123 143H124V142H123ZM135 143H136V144H135ZM138 143H139V145H138ZM195 143H196V144H195ZM202 143H203V144H202ZM205 143H206V144H205ZM79 144L81 145V144H83V142H82V143L80 142ZM79 144L76 146V148H74L75 150L79 148V147H78ZM91 144H92V143H91ZM121 144H122V143H121ZM141 144H142L141 146H143V147L145 146L144 149H143V152H145V154H146L147 156H149V155H150V153L148 152L149 150H148V151H145V148H146L147 146L144 145L143 143H141ZM154 144H155V143H154ZM185 144H186V143H185ZM198 144L201 145V146H199ZM216 144H217V143H216ZM222 144H223V143H222ZM228 144H229V143H228ZM232 144H233V143H232ZM234 144H235V143H234ZM43 145H44V144H43ZM46 145H47L46 148H48V144H46ZM67 145H68V144H67ZM70 145H71V143H70ZM99 145H101V146H100L101 148H103V146L105 147V148H103L104 151L107 150L106 147L109 149V146H107V143H106V146H105V144L103 145L102 142L99 143ZM208 145H209V144H208ZM255 145H256V144H255ZM59 146H58V147H59ZM62 146H63V145H62ZM86 146H87V145H86ZM115 146L118 148L117 150H115V149H116ZM127 146H128V147L130 146V148H127ZM152 146L154 147L155 145H152ZM224 146H225V144L223 145V147H224ZM235 146H236V145H235ZM13 147H14V146H13ZM73 147H75L74 144L72 145V148H73ZM77 147H78V148H77ZM80 147H81V146H80ZM100 147H99V148H100ZM113 147H114V148H113ZM143 147H142V148H143ZM148 147H149V146H148ZM148 147H147V149H148ZM155 147H156V146H155ZM208 147H212V146H208ZM213 147L215 148L214 145H213ZM213 147H212V148H213ZM226 147H227V146H226ZM232 147H233V146H232ZM240 147H241V146H240ZM56 148H57V147H56ZM56 148H55V152L57 153ZM59 148H60V147H59ZM59 148H57V149L60 150ZM69 148H70V147H69ZM87 148H86V149H87ZM169 148H170V147H168V150L172 149V148H170V149H169ZM202 148H203V147H202ZM204 148H205V147H204ZM241 148H242V147H241ZM48 149H49V148H48ZM61 149H62V148H61ZM79 149H80V148H79ZM82 149H83V148H82ZM90 149H89V151H90ZM96 149H94V150H95V153H96ZM126 149H124V150H125V151H128V150H126ZM156 149H157V147H156ZM159 149H160V151H161V147H160V148L158 147V151H159ZM174 149H175V148H174ZM174 149H173V150H174ZM179 149H180V148H179ZM179 149H178V147H177V148L175 149V151L172 150V152L175 153L176 150H177V152H176L175 154L178 155V156H181V157H178V156L174 157V156H173L174 154H173V155H172V158H173V157L176 158V159L174 160V158H173V159L170 158V157H171V154H172V152H170V153H169L170 156L167 155V156H168V161H169V159H172L171 161H172V162L174 161L173 164H176V165H179V164H178L179 161L182 162V163H180L181 165H182L183 163L186 162V160H185L184 158L187 157V155H186L184 158L182 157L183 154H186V153H184V151L181 152L183 149H180L181 151H180ZM191 149H192V148H191ZM208 149H209V148H208ZM222 149L224 150V148H222ZM229 149H230V148H229ZM49 150H50V149H49ZM51 150L53 151L54 149L52 148ZM84 150H85V148H84ZM92 150H93V149H92ZM124 150H122V151H124ZM163 150H164V149H163ZM165 150H167V149H165ZM165 150H164V151H165ZM200 150H201V149H200ZM203 150H204V149H203ZM223 150H222V151H223ZM226 150H227V149H226ZM238 150H239V149H238ZM85 151H86V150H85ZM100 151H101V149H100ZM100 151H99V152H100ZM108 151H109V150H108ZM108 151H105V152L108 153ZM111 151H109L110 154H107V156L105 155L106 153L104 152V155L106 156V159H107V160L110 159V157H111V154H112ZM117 151H118V152H117ZM140 151H141V148H140ZM160 151H159V153H160ZM205 151H206V150H205ZM10 152H11V151H10ZM47 152H48V151H47ZM53 152H54V151H53ZM68 152H69V151H68ZM76 152H77V151H76ZM87 152H88V151H87ZM99 152H98V153H99ZM131 152H134V153H135V151H131ZM147 152H148V153H147ZM151 152H152V151H151ZM178 152H179V153H178ZM192 152H193V151H192ZM209 152H210V151H209ZM231 152H233V151H231ZM0 153H1V152H0ZM121 153H123V152H121ZM139 153H140V152H139ZM182 153H183V154H182ZM195 153H196V152H195ZM213 153H214V152H213ZM2 154H3V153H2ZM8 154H9V153H8ZM11 154H12V153H11ZM48 154H49V153H48ZM52 154H53V153H52ZM57 154H58V153H57ZM75 154H76V153H75ZM101 154H102V153L98 154V155L101 157L100 159L103 158V157L101 156ZM116 154H115V155H116ZM123 154H124V155L126 154L125 157H128V154H127V153H123ZM123 154H122V155H123ZM136 154H137V153H136ZM160 154H161V153H160ZM204 154H205V152H204ZM208 154H209V153H208ZM211 154H212V153H211ZM93 155H94V154H93ZM98 155H97V156H98ZM122 155H121V156H122ZM194 155H195V154H194ZM0 156H1V155H0ZM8 156L11 157L10 155H8ZM40 156H41V155H40ZM61 156H62V155H61ZM73 156H74V154H73ZM95 156H96V155H95ZM97 156H96V157H97ZM121 156H120V158L117 160L118 162H119V160L121 161ZM135 156H136V155H135ZM3 157H4V156H3ZM53 157H54V156H53ZM112 157H113V154H112ZM125 157L123 156V159H124ZM129 157H130V159H131L132 156L129 155ZM129 157H128V159H129ZM136 157H137V158H136ZM136 157H134L135 159H133L132 161H131L130 159L127 160V159L125 158V159L129 162V164H128V162H126L127 165L124 164V166H122V167L125 168V166H126V167L128 168L129 166H133V163H134V165H135V162H137V161H135V160H139V159H138V155H137ZM150 157H151V155H150ZM152 157H153V156H152ZM157 157H159V156L157 155ZM157 157H156V159H155V158H152V159H155V161L159 162V163H158L159 165L156 164V167H160V161H161V159L163 160V162H165V163H163V162L161 161V163H163V164H161V166H162V167H160L161 169H162V168H163V170H164L165 168H168V169H169V168L172 166V164H171L172 162H171V161H169L170 163H169V162L166 163V161H165V158H166V160H167L166 155H165V157L163 156L164 159H163V157H161V158L159 157L158 159H160V160H157ZM177 157H178V158H177ZM97 158H98V157H97ZM180 158H181V159H180ZM49 159H50V158H49ZM93 159H94V158H93ZM123 159H122V160H123ZM125 159H124V160H125ZM150 159H151V158H150ZM179 159H180V160H179ZM182 159H183V160H182ZM186 159H187V158H186ZM197 159H198V158H197ZM5 160H7V159H5ZM40 160H41V159H40ZM58 160H59V159H58ZM124 160H123V163H125V161H126V160H125V161H124ZM181 160H182V161H181ZM101 161H104V160L102 159ZM117 161H116V162H117ZM140 161H141V160H140ZM140 161H139V162H140ZM152 161H153V160H152ZM155 161H154V162H155ZM183 161H185V162H183ZM193 161H194V159H193ZM195 161H196V160H195ZM13 162H14V161H13ZM89 162H90V161H89ZM109 162H111V161H109ZM109 162H108V163H109ZM116 162H115V163H116ZM118 162H117V163H118ZM132 162H133V163H132ZM139 162H138V163H139ZM177 162H178V163H177ZM59 163H60V162H59ZM83 163H84V162H83ZM87 163H88V162H87ZM96 163H97V162H96ZM102 163H103V162H102ZM108 163H107V164H108ZM115 163H113V164H111V165H112V166H115V165L117 164V163H116V164H115ZM119 163L123 165L122 161L119 162ZM119 163H118V164H119ZM130 163H131V165H130ZM140 163H141V167H138V171H139V172L136 170V169H137L136 166H134V168L136 167L135 170H132L131 167L128 168V169H130V171H131L133 174H134V172H136V175L134 174L135 176H137V174H140L141 171H143V172L145 173V175H146V173H147V171H146V169L144 168V166L142 167L143 162H140ZM168 163L170 164V166L164 168L163 166H164V165L167 166ZM196 163H197V162H196ZM5 164H6V163H5ZM60 164H61V163H60ZM103 164H105V163H103ZM109 164H110V163H109ZM169 164H168V165H169ZM13 165H14V164H13ZM21 165H22V164H21ZM43 165H44V164H43ZM88 165H89V164H88ZM91 165H92V164H91ZM128 165H129V166H128ZM136 165H137V166H140V165L137 164V163H136ZM144 165H147V164L145 163ZM210 165H211V163H210ZM259 165H260V163H259ZM261 165H262V164H261ZM107 166H109L108 168H110V165H106V167H107ZM174 166H175V165L172 166L173 168L171 167V172H173V173H174V170H176V168L174 169ZM179 166H180V165H179ZM179 166H178V169H179ZM70 167H71V166H70ZM119 167H120V166H119ZM209 167H210V166H209ZM257 167H258V166H257ZM257 167H256V168H257ZM44 168H45V167H44ZM134 168H133V169H134ZM139 168H140L141 171L139 170ZM142 168H143V169H142ZM160 168L157 169V170H155L156 173H157V172L161 173V171H159ZM249 168H250V167H249ZM7 169H8V168H7ZM114 169H115V168H114ZM128 169L125 168L127 174L123 173L124 170H122V173L124 174V175L122 174V177L125 176V175H128V173H129V171L127 172ZM155 169H156V168H155ZM180 169H181V168H180ZM246 169H247V168H246ZM65 170H66V169H65ZM106 170H107V169L105 168V171H104L105 173H104V174L107 175V171H106ZM115 170H116V169H115ZM118 170H119V169H118ZM163 170H162V171H163ZM172 170H173V171H172ZM181 170H182V169H181ZM185 170H186V169H185ZM199 170H200V169H199ZM5 171H6V170H5ZM76 171H77V170H76ZM109 171H110L109 174H108L109 176H113V175H110V173H112V172H114V173H112V174H114V176H117V173H116L117 170H116V171H112V172H111V170H109ZM155 171H154V172H155ZM167 171L170 172V170H167V169L164 170V172L168 173ZM249 171H250V170H249ZM18 172H19V171H18ZM124 172H125V171H124ZM154 172H152L151 174H153ZM164 172H163L162 174H159V175H158V176H160V175L162 176V175H163V176L161 177V180H162V181L164 180V179H162V178H165V176H164ZM171 172H170V173H171ZM176 172H177V171H176ZM181 172H182V171H181ZM187 172H188V171H187ZM25 173H26V172H25ZM25 173H24V174H25ZM115 173H116V175H115ZM119 173H121V172H119ZM132 173H129L128 178H130V177L133 176ZM166 173H165V174H166ZM183 173H184V172H183ZM245 173H246V172H245ZM26 174H28V173H26ZM157 174H158V173H157ZM174 174H175V173H174ZM250 174H251V172H250ZM250 174H249V175H250ZM22 175H23V174H22ZM106 175H105V176H106ZM108 175H107V176H108ZM130 175H132V176H130ZM145 175H142V176H144V177H141V178H140L139 176H137V177H139V178H135V176H134L135 179H133V177H132L131 179L135 182V184L133 183V184H134V186H133V185H129L130 182H129V184H128V182H127V185H129L128 187H130L129 189H128L127 185H126V182L123 183L124 185H123V184H122V185H123V186H126V187H127L126 189H127L128 191H129V190H132V191H135V193H137V191H139V190L141 191V188L138 187V185H137L136 182H137L138 179H140V180H138V181H141V183H142L143 180H141V179L145 178ZM199 175H200V174H199ZM226 175H227V174H226ZM16 176H17V175H16ZM34 176H35V175H34ZM153 176H154V178H155L154 180H157V179H158L157 176L155 177V173L153 174ZM196 176H197V175H196ZM97 177H98V176H97ZM146 177H148V176L146 175ZM166 177H167V178H165V179L167 180L166 182H168V179H170V181H169L170 183H171V182H176V180L180 179V177L177 178V179L175 178L176 180L173 179V177H172V178H171V177H168V176H166ZM190 177H191V176H190ZM213 177H214V176H213ZM225 177H226V176H225ZM8 178H9V177H8ZM14 178H15V176H14ZM14 178H13V179H14ZM18 178H19V176H18ZM112 178H113V177H112ZM116 178H117V177H116ZM149 178H150V177H149ZM156 178H157V179H156ZM159 178H160V177H159ZM187 178H188V176H187ZM242 178H243V177H242ZM246 178H247V177H246ZM3 179H4V178H3ZM13 179H12V180H13ZM16 179H17V178H16ZM21 179H22V178H21ZM23 179H24V178H23ZM25 179H26V178H25ZM46 179H47V178H46ZM105 179H108V178H105ZM114 179H115V177H114ZM145 179H147V178H145ZM145 179H144V181H145ZM151 179H152V178H151ZM171 179H173L174 181H172ZM228 179H229V178H228ZM254 179L256 180V178H254ZM259 179H260V178H259ZM0 180H2V179H0ZM122 180H124V179H122ZM152 180H153V179H152ZM154 180H153V183L156 182V181H154ZM159 180H160V179H159ZM161 180H160V182L162 183ZM8 181H9V180H8ZM10 181H11V179H10ZM10 181H9V182H10ZM14 181H15V180H14ZM23 181H24V180H23ZM91 181H92V180H91ZM110 181L114 182L113 179H111ZM149 181H150V180L147 179V181H145L144 183L147 184V182H149ZM178 181H180V182L182 181V182H183L182 176H181V179L178 180ZM178 181H177V183H178ZM205 181H206V180H205ZM238 181H239V179H238ZM246 181H247V180H246ZM246 181L243 182V183H244V184L247 183ZM257 181H259V180H257ZM121 182H122V181H121ZM121 182L119 181V183H121ZM151 182H152V181H151ZM157 182H158V180H157ZM180 182H179V183H180ZM210 182H211V181H210ZM213 182H215V181H213ZM221 182H222V181H221ZM226 182H227V181H226ZM240 182H241V180H240ZM252 182H253V181H252ZM18 183H19V182H18ZM24 183H25V182H24ZM31 183H32V182H31ZM35 183H36V182H35ZM35 183H34V185H35ZM144 183H142V184H144ZM163 183H164V182H163ZM204 183H205V182H204ZM241 183H242V182H241ZM259 183H260V182H259ZM8 184H9V183H8ZM46 184H47V183H46ZM219 184H220V183H219ZM14 185H15V184H14ZM31 185H32V184H31ZM38 185H39V184H38ZM67 185H68V184H67ZM135 185H136V186H135ZM240 185H241V184H240ZM252 185H253V183H252ZM255 185H256V184H255ZM16 186H17V185H16ZM39 186H40V185H39ZM54 186H55V185H54ZM81 186H82V185H81ZM117 186H118V185H117ZM144 186H145V185H143V187H144ZM154 186H155V185H154ZM158 186H159V189H158V187H156L157 189H155V193H154V192L151 190V188H150L149 186H147V185H146L145 187H148V188H146L145 190H147V189H148L147 191L151 190V191H149L150 193L147 192V191H144V188H143L142 191H144L145 193L147 192V193H149V194H151V195H152V193H153L154 195L156 194L157 199H161V198H162V200H161L162 202H159V201H158V203H159L158 205H160V203H163V199H164L163 197L165 196L164 194H167V191H166L165 193H161L160 196H163V195H164L163 197H161V198L159 197V198H158V196H159V195L157 196V193L159 194L158 190H159V191L162 190V187L165 188V184H164V185L162 184V187L160 188L161 185H159V182H158ZM195 186H196V185H195ZM197 186H198V185H197ZM243 186H244V185H243ZM246 186H247V185H246ZM253 186H254V185H253ZM260 186H261V185H260ZM32 187H33V185H32ZM44 187H45V186H44ZM46 187H47V186H46ZM68 187H70V185H68ZM74 187H75V186H74ZM103 187H104V186H103ZM119 187H120V185H119ZM133 187H134V188H133ZM225 187H226V186H225ZM244 187H245V186H244ZM261 187H262L261 190L263 191V190H264L263 185H262ZM261 187H260V188H261ZM60 188H61V187H60ZM60 188H59V189H60ZM71 188H72V186H71ZM75 188H76V187H75ZM83 188H84V187H83ZM132 188H133V189H132ZM203 188H204V187H203ZM203 188H202V191L204 190ZM216 188H218V187H216ZM238 188H239V187H238ZM250 188H251V187H249L248 189H250ZM260 188H259V189H260ZM31 189H32V188H31ZM57 189H58V188H57ZM59 189H58V191H59ZM73 189H74V188H73ZM121 189H122V187H120V191H122ZM123 189H124V194L122 195V192H121V195H122V196H120V197H121V198L124 197L125 202H123V200H121V201H122L123 203H127V204L132 203V201L129 202V201H130V200H129L130 198H127L126 196H124V195H126V194H125V192H126L125 190H126V189H125L124 187H123ZM134 189H135V190H134ZM137 189H139V190H137ZM218 189H219V188H218ZM221 189H222V187H221ZM221 189H220V191H221ZM225 189H226V188H225ZM32 190H34V188H33ZM48 190H50V188H49ZM60 190H61V189H60ZM63 190H65V189H63ZM75 190H76V189H75ZM78 190H79V189H78ZM106 190H107V189H106ZM118 190H119V188H117V192H119ZM136 190H137V191H136ZM192 190H193L194 192L196 191V192L198 193V190H197V189H196V190L191 189L190 192H191L192 195H193V193H194V192H192ZM207 190H208V189H207ZM215 190H216V189H215ZM30 191H31V190H30ZM54 191H55V190H54ZM66 191H67V189H66ZM68 191H69V189H68ZM71 191H72V190H71ZM81 191H82V190H81ZM81 191H80V192H81ZM83 191H87V190H83ZM95 191H96V190H94V192H95ZM103 191H104V190H103ZM111 191H112V190H111ZM115 191H116V190H115ZM128 191H127L126 193H129ZM140 191H139V193H141ZM156 191H157V193H156ZM183 191H184V192L186 191V192H185L186 194H190V192L187 193V191H189L188 189H187V190H182V192H183ZM208 191H209V190H208ZM208 191H207V193H208ZM250 191H251V190H250ZM59 192L61 193L62 191H59ZM80 192H78V193H80ZM107 192H108V191H107ZM109 192H110V191H109ZM109 192H108V193H109ZM161 192H162V191H161ZM182 192H180V193H179V191L176 192V193H179L178 195L174 192V194L177 195V196H179V197L175 196L174 194H170L171 192H168L169 194H167V196L169 195V197H170L171 195H172V196L174 195V196L176 197L175 199L177 200L178 198H181L182 195H184V196L186 195V194H184V193H182ZM223 192H224V191H223ZM260 192H261V191H260ZM69 193H70V192H69ZM72 193H73V192H72ZM131 193H133V192H131ZM205 193H206V191L204 190V191H203V194H205ZM221 193H222V192H221ZM234 193H235V192H234ZM240 193H241V192H240ZM255 193H256V192H255ZM263 193H264V192H263ZM22 194H23V193H22ZM53 194H54V193H53ZM55 194H57V193H55ZM63 194H64V193H63ZM76 194H77V193H76ZM83 194H84V193H83ZM103 194H104V196H106V201H105V199H104L105 197H104V198L101 197V198H102V199L100 198L101 201H102V200H103L104 202H107V201H108V203L106 204V208H105V211H104V212H105V214L107 213L106 215H109V216H110L111 214H109V213L107 212V210H108V209H107V205L111 202V205H109V208H111L110 206H112V204H114V203H112V201L110 200V199H111L110 197L108 198V196H107L108 194H106L105 191H104V193L102 192V195H103ZM137 194H138V193H137ZM141 194L143 195L144 193L142 192ZM194 194H196V193H194ZM198 194L201 195V192H199ZM198 194H196V195H198ZM242 194H243V193H242ZM252 194H253V193H252ZM80 195H82V193H80ZM86 195H87V194H86ZM90 195H91V194H90ZM90 195H89V196H90ZM95 195H96V194H95ZM95 195H94V193H93V195L91 196L92 199H94L93 197H96V199H97V197H99V196H97V195L95 196ZM99 195H101V194H99ZM109 195H111V194H109ZM133 195H134V194H133ZM133 195H132V194H131V195H130V194H127L128 197H129V196H132V197H133ZM151 195H150V196H151ZM192 195H191V196H192ZM224 195H225V194H224ZM226 195H227V192H226ZM226 195H225V197H227ZM229 195H230V193H229ZM243 195H244V194H243ZM245 195H246V194H245ZM250 195H251V194H250ZM250 195H249V196H250ZM254 195H255V194H254ZM258 195H259V192H258ZM67 196H70V195L67 194ZM67 196H66V197H67ZM71 196H72V195H71ZM76 196H77V195H76ZM76 196H74V197H76ZM87 196H88V195H87ZM117 196H119V195H117ZM144 196H147V194H146V195L144 194ZM174 196H173V197H174ZM184 196H183L182 198L185 200ZM191 196H190V195H188V196L186 195V198H187V197L190 198ZM194 196H195V195H193L192 198H190V199L193 200V199H194V198H193ZM206 196H208V195H206ZM62 197H63V195H62ZM64 197H65V195H64ZM64 197H63V198H64ZM91 197H88V198H87L86 196H85V197L80 196V198H84L85 200H86V199L89 200V198H91ZM132 197H131V198H132ZM153 197H154V196H153ZM153 197H151V199H152ZM165 197H166V196H165ZM173 197H171V198H172V199H171L172 201H173V199H174ZM199 197H201V196H199ZM225 197H224V198H225ZM251 197L253 198L252 195H251ZM260 197H261V196H260ZM262 197H263V196H262ZM3 198H4V196H3ZM70 198H71V197H70ZM125 198L128 199V201H127ZM133 198H134V197H133ZM142 198H144V197H142ZM147 198H150V197L148 196ZM182 198H181V199H182ZM227 198H228V197H227ZM230 198H231V197H230ZM241 198H242V196H241ZM43 199H44V198H43ZM66 199H67V198H66ZM71 199H73V198H71ZM92 199H91V200H92ZM100 199H99V203H101ZM107 199H108V200H107ZM151 199H150V200H151ZM155 199H156V198H155ZM155 199H154V200H155ZM157 199H156V201H157ZM175 199H174V200H175ZM181 199H180V201L183 200V199H182V200H181ZM187 199H188V198H187ZM190 199H188V200L185 202V204L189 205V204H191V203H192V204L194 203V204H193L194 206H193L192 204L189 205V207H190V206H193V207H194L193 209H191L192 207L188 208L187 205H185V206H184V204L181 205L179 201H176V200L174 201V202H177V203L179 202V204H178V205L175 204V205H176V208H175V209H176V215L173 213V214L175 215V217L172 218L173 221H175V222L178 221V220H177V217L180 216V215H178V214H179V213H178L179 211L182 212V213H183V212L185 213V214L183 213L184 216H182V215L180 216L181 219H182V217H185L187 214L189 215V213L186 214V212H188V211H190V210H195V208H196L197 206L199 207V201L203 200V199L200 198V199L197 200V201H196V200H194V201L191 200V201H192V202H191ZM242 199H244V198H242ZM255 199H256V198H255ZM255 199H254V200H255ZM51 200H52V199H51ZM67 200H68V199H67ZM73 200H74V199H73ZM109 200H110V202H109ZM134 200H135L136 203H138V201H137L136 198H134ZM148 200H149V199H148ZM165 200H168V199L166 198ZM165 200H164V202H166ZM178 200H179V199H178ZM184 200H183V201H184ZM204 200H205V199H204ZM204 200L201 201V202H204ZM221 200H222V199H221ZM225 200H226V198H225ZM227 200H228V199H227ZM236 200H237V199H236ZM70 201H71L70 203H72V200H70ZM97 201H98V199H97ZM126 201H127V202H126ZM145 201H147L146 198H145ZM168 201H169V200H168ZM206 201H208V200H206ZM222 201H224V200H222ZM259 201H260V200H259ZM39 202H40V201H38V203H39ZM66 202H67V201H66ZM66 202H65V203H66ZM68 202H69V201H68ZM87 202H89V201H86L85 203H82V204H85V205H86ZM90 202H91V201H90ZM94 202H95V201H94ZM115 202H116V201H115ZM128 202H129V203H128ZM147 202H148V204H149V201H147ZM147 202H146V203H147ZM153 202H154V201L152 200V204H150V207H151L150 210H149V211H150V214H146V215H150V217L147 216V217H145V218H146V219L151 218L150 220H154V219L156 220V219H157L156 222H158V220L160 221V219H161V220L163 219L162 221H164V217H163V218H161V217H162L164 214H165V216H166V214H170V212H169V213H162L161 211H159L160 214L162 213V216L156 214L158 217H155V218H154L153 215H155V214H153L152 217H151V214H152V213H158L157 211L155 212V211L151 210V209H152V206H151V205L154 206V209H155V210H158L157 208H159V206L156 205L157 203H154V204H153ZM187 202H189V204H188ZM195 202H196V203H195ZM210 202H211V201H210ZM224 202H225V201H224ZM246 202H247V201H246ZM260 202H261V201H260ZM263 202H264V201H263ZM97 203H98V202H97ZM99 203H98V204H99ZM116 203H117V202H116ZM116 203H115V204H116ZM133 203H134V201H133ZM197 203H198V204H197ZM227 203H228V202H227ZM233 203H235V202H233ZM233 203H232V204H233ZM236 203H237V202H236ZM88 204H89V203H88ZM88 204H87V205H88ZM92 204H93V203H92ZM92 204H91V205H92ZM101 204H103V203H101ZM118 204L121 206V202H119ZM118 204H117V205H118ZM148 204H147V205H148ZM163 204H164V203H163ZM167 204H170V205H171L172 203H167V202H166L165 205L167 206ZM254 204H256V203H254ZM85 205H84V207H85ZM87 205H86V207H87ZM89 205H90V204H89ZM94 205H96V203H95ZM117 205H116V206L113 205V206H114L113 209L115 208L114 210H116V209L118 208V209H117V210H118L117 212H118V215H120V213H122V212H121L122 210L119 212V208L121 209L122 207H117ZM124 205H125V204H124ZM131 205H132V204H131ZM133 205L135 206V204H133ZM161 205H162V204H161ZM161 205H160V209H161ZM175 205H174V206H175ZM179 205L181 206L180 208H182V206H183L184 208H182V209H183V210L185 209V210H184V211H183L182 209H181V210H177V209H180V208L177 207V206H179ZM195 205H196V206H195ZM205 205H206L205 202H204V205L200 204V206H202L201 208H202L203 210L200 209V207H199V209H198V207L196 208L195 211H196V212L199 211V213H196V212L194 211V212L196 213V216H197V215L199 216V217L197 216L198 218H197L195 215H193V214H192V215L190 214V215L192 216V218H190V217H191L190 215H189L190 217L187 216V217H189V218H188L189 220H185V221H184L185 218H183V221L186 222V223L184 224V222L182 221L183 224H184V226H185L186 224H187V225H190V223H188V222H189L190 219H191V225L194 223L193 225L196 227V228L194 227L195 229H197V227L199 228V226L202 228V225L205 224V221L203 220V218H201V220L199 219L200 216L202 217V214L204 215V213H207V211L210 212V213H213V212L215 211V212H216L215 215H217V211H216V210H212V209H211V210L213 211V212H211V210H210V209H207ZM226 205H227V204H226ZM228 205H229V204H228ZM238 205H239V204H238ZM240 205H241V204H240ZM45 206H46V205H45ZM47 206H48V204H47ZM71 206H72V205H71ZM80 206H81V205H80ZM122 206H123V205H122ZM125 206H126V205H125ZM125 206H123V207L125 208ZM134 206H133V207H134ZM155 206H158V207L155 208ZM211 206H213V205H211ZM234 206H235V205H234ZM242 206H243V205H242ZM248 206H249V205H248ZM256 206H257V204H256ZM51 207H52V205H51ZM69 207H70V206H68V208H69ZM73 207H74V206H73ZM82 207H83V206H82ZM86 207H85V208H86ZM98 207L101 209L102 206H98ZM98 207H97V208L95 207V208L98 210ZM103 207H104V206H103ZM131 207H132V206H131ZM148 207H149V205H148ZM163 207H164V205H163ZM163 207H162V208H163ZM186 207H187V208H186ZM213 207H214V206H213ZM259 207H260V206H259ZM75 208H76V207H75ZM80 208H81V207H80ZM134 208H135V207H134ZM165 208H166V209L168 208V210H169V207H168V206L165 207ZM172 208H174L173 205H172ZM172 208H170V211L172 210ZM210 208H211V207H210ZM232 208H233V207H232ZM232 208H230V210H231ZM241 208H242V207H241ZM44 209H45V208H44ZM88 209H89V208H88ZM106 209H107V210H106ZM125 209H126V208H125ZM125 209H124V210H125ZM128 209H129V206H128ZM128 209H126V210H128ZM131 209H132V208H130V210H131ZM147 209H148V208H147ZM160 209H159V210H160ZM163 209H164V208H163ZM163 209H161V210L163 211ZM166 209H164V210L166 211ZM214 209H215V207H214ZM85 210H86V209H85ZM85 210H84V211H85ZM102 210H103V209H102ZM110 210H111V209H110ZM114 210H112V211L114 212ZM124 210H123V212H124ZM134 210H136V208L133 209V211H134ZM168 210H167L166 212H168ZM173 210H174V209H173ZM173 210H172V211H173ZM187 210H188V211H187ZM201 210H202V211H201ZM204 210H206V212H203ZM259 210H260V209H259ZM46 211H47V210H46ZM86 211H87V210H86ZM94 211H95V210H94ZM149 211H147V213H148ZM152 211H153V212H152ZM165 211H164V212H165ZM177 211H178V212H177ZM37 212H38V211H37ZM73 212H74V211H73ZM78 212H79V211H78ZM101 212H102V211H101ZM110 212H111V211H110ZM113 212H111L113 215L110 216V217H112V219H114L113 217H115V215L118 216L117 214L114 215L115 212H114V213H113ZM117 212H116V213H117ZM127 212H128V211H127ZM135 212H136V215L134 214ZM135 212L132 213V214L135 215V216H137V212H139V210L137 209V211H135ZM151 212H152V213H151ZM173 212H174V211H173ZM190 212H191V213H194L193 211H190ZM35 213H36V212H35ZM41 213H42V212H41ZM44 213H45V212H44ZM47 213H48V212H47ZM76 213H77V212H76ZM84 213L86 214V212H84ZM84 213H83V214H84ZM87 213H88V212H87ZM90 213H91V212H90ZM130 213H131V211H130L129 214H127V215L124 213V215H126V216L128 217V218H125L126 220L129 219L130 217H133L132 214H130ZM182 213H181V214H182ZM195 213H194V214H195ZM221 213H223V212H221ZM221 213H220V214H221ZM224 213H225V211H224ZM224 213H223V214H224ZM242 213H243V212H242ZM171 214H172V213H171ZM171 214H170V216H171ZM173 214H172V216H173ZM220 214H219L218 216H220ZM225 214H227V213H225ZM40 215H41V214H40ZM78 215H79V214H78ZM81 215H82V213H81ZM87 215H88V214H87ZM121 215H123V214H121ZM124 215H123V216H124ZM128 215H129V216L131 215V216L129 217ZM156 215H155V216H156ZM207 215H209V216L212 215V216H213L214 214H207ZM246 215H247V214H246ZM75 216H76V215H75ZM109 216H108V217H109ZM138 216H139V215H138ZM160 216H161V217H160ZM167 216H168V215H167ZM218 216H214V217L217 218L216 220H218ZM223 216L225 217V215H223ZM118 217L120 218V216H118ZM118 217H116V218H118ZM121 217H122V216H121ZM159 217H160V218H159ZM194 217H196V218H194ZM220 217H221V216H220ZM224 217H223V218H224ZM260 217H261V216H260ZM122 218H123V217H122ZM152 218H153V219H152ZM178 218H179V217H178ZM208 218H209V217H208ZM211 218H212V217H211ZM112 219L110 218L109 220H112ZM125 219L123 218V219H121V220H125ZM146 219H145V220H146ZM172 219H171V220H172ZM175 219H176V220H175ZM179 219H180V218H179ZM186 219H187V218H186ZM192 219H193V220H192ZM195 219H196V221H195ZM197 219H198V220H197ZM221 219H222V218H220V220H221ZM225 219H226V218H225ZM126 220H125V222H126ZM130 220H131V219H130ZM130 220L128 221V223H127V222H126V223L123 222V223H124L125 225H127V224H133V223H134V224H133L134 226H135V223L137 224V221L132 222V221H133V219H132V221H131V223H130ZM136 220H138V218H136ZM150 220H148V221H150ZM155 220H154V222H155ZM227 220H230V219H227ZM115 221H116V220H115ZM162 221H160L161 223H160V222H159V223L162 224ZM179 221H180V222H179L180 225L176 222V223H175V224H176V227H177V226H178V227L180 226V227L182 228L183 224H181V223H182L181 220H179ZM187 221H188V222H187ZM193 221H195V222H193ZM197 221H198V222H197ZM200 221H202V222L204 221V223L201 225V222H200ZM259 221H260V220H259ZM95 222H96V221H95ZM225 222H226V221H225ZM31 223L34 224L33 221H32ZM31 223H30V225H31ZM98 223H99V222H98ZM113 223H114V222H113ZM115 223H116V222H115ZM123 223H121V224H123ZM170 223H171V222H170ZM215 223H216V221H215ZM218 223H224V222L220 221V222H218ZM92 224H94V223H92ZM92 224H91V225H92ZM153 224H154V223H153ZM168 224H169V221H168ZM177 224H178V225H177ZM195 224H196V225H195ZM207 224H208V222H206V226H204V227H206V229H205L204 227H203V228H204V230H207V229H208L207 231H209V232H208L209 234H208V233H201V234H202L201 236L204 237V236H205L204 234H206V237H204L203 239H201L202 237H201L200 234L197 232V233L199 234V238L201 237V238H200L201 241L204 240V242H205V241L207 242L208 239H209V242H210V240H212V238H213V237L215 236V234H216L215 231H217V232L219 231V230H215V229H216L217 227H218V228H221V226L219 227V226H217L216 224H215L216 226L212 224V225H213V228H212V229H211V228L209 229L208 227H211L212 225L210 224V226H209V225L207 226ZM88 225H89V224H88ZM91 225H90V227H91ZM96 225L98 226V224H96ZM96 225H95V227L93 226L94 229L97 227ZM102 225H103V224L101 223V226H102ZM111 225L113 226L112 223H111ZM111 225H110V226L108 225L109 228H113V229H111V230H113V231H114V230H115V231L118 230V229H116V228H118L119 226H117V227H112ZM116 225H117V224H116ZM156 225H157V223H156ZM156 225H155V227H156ZM193 225H192V226H193ZM198 225H199V226H198ZM219 225H220V224H219ZM34 226H36V225H34ZM101 226H100V227H101ZM106 226H107V225H105V227H106ZM108 226H107V227H108ZM129 226H131V225H129ZM145 226H146V224H145ZM163 226H166V224L163 223ZM184 226H183V228H184ZM88 227H89V226H88ZM93 227H92V228H93ZM98 227H99V226H98ZM103 227H104V226H102V228H103ZM105 227H104V228H105ZM107 227H106V228H107ZM125 227H126V226H124V227L121 226L120 228H125ZM131 227H132V226H131ZM131 227H130V229H131ZM148 227H150L151 230H150ZM152 227H154V226L147 225V228H145V230H146V229H147V230H146V231H145L144 229H143V230H144L146 233H147V231H148V234H150V237H151V233H152V234L154 235L155 241L158 239L157 237L160 236L159 233H162L161 235H163V237H162L163 240H162V241L167 240V239H165V238L168 237L169 234H170V236H169L168 238H170V240H171L172 238H173L172 240H174L175 237H177V236L180 235V234H176V236L174 235V234L176 233L175 231H177L176 228H174V229H173V228H170V229H171L170 232H169V230L167 229L166 232H168V233H166L164 229H166L167 227H164V229L162 228V230H164V232L161 230V231H159L158 235H156V234H154V233H157V231L160 230V229H156L157 231L155 232V231H154L155 228L152 229ZM161 227H162V225L160 226V228H161ZM169 227H171L170 224H169ZM180 227H179V229H180ZM215 227H216V228H215ZM3 228H4V227H3ZM32 228H33V227H32ZM36 228H37V226H36ZM106 228H105V230H109V229H106ZM127 228H128V226H127ZM127 228H126V229H127ZM191 228H192V227H191ZM214 228H215V229H214ZM244 228H245V227H244ZM5 229H6V228H5ZM12 229H13V228H12ZM30 229H31V228H30ZM33 229H34V228H33ZM39 229H40V228H38V230H39ZM82 229H83V228H82ZM86 229L88 230L89 228H86ZM94 229H93V230H94ZM148 229H149V230H148ZM172 229H173V230H172ZM175 229H176V230H175ZM184 229H186V227H185ZM187 229H188V228H187ZM226 229H227V228H226ZM230 229H231V228H230ZM245 229H248V226H247V228H245ZM245 229H243V230H245ZM250 229H251V228H250ZM6 230H8V229H6ZM6 230H5V232H6ZM31 230H32V229H31ZM31 230H30V231H31ZM34 230H35V231H33V232L35 233L37 230H36V229H34ZM42 230H43V229H42ZM42 230H41V233H43V232L46 233L45 231H42ZM93 230H92V231H93ZM105 230H104V231H105ZM119 230H120V232H119ZM119 230H118V233H121V229H119ZM128 230H129V228H128ZM143 230H141L140 232L137 231L139 234L141 233V235L138 234V235L136 236L137 238L140 237V236L142 237L143 234H145V232H143ZM174 230H175V231H174ZM189 230H190V229H189ZM198 230H200V228H199ZM202 230H203V229H202ZM204 230H203V232H204ZM211 230H212V232H211ZM213 230H214V232H213ZM220 230H221V229H220ZM239 230H240V229H239ZM251 230H252V229H251ZM256 230H257V229H256ZM8 231H9V230H8ZM28 231H29V230H28ZM95 231H96V233L98 232V230H94V233H93V234H90V235H91L90 239H87V240L89 241V240H91V239H94L93 241H95L96 243L99 244L100 241L97 242V240H95V236H94V235L96 234ZM99 231H100V229H99ZM115 231H114V232H115ZM151 231H152V232H151ZM153 231H154V232H153ZM171 231H173V232H171ZM192 231H193V229H192ZM224 231H225V230H224ZM226 231H227V230H226ZM234 231H235V230H234ZM234 231H232V232H234ZM248 231H250V230L248 229ZM252 231H254V230H252ZM261 231H262V230H261ZM33 232H32V233H33ZM38 232H39V234H40V230H39ZM74 232H75V231H74ZM83 232H85V231H83ZM86 232H87V231H86ZM142 232H143V234H142ZM174 232H175V233H174ZM195 232H196V230H195ZM210 232H211V233H210ZM219 232H220V231H219ZM243 232H244V234H242ZM243 232L241 231L240 235H237V234H236L237 237H236V238L233 237V238H235V240L231 239V237H232L233 235L230 234V232H228V234L225 233V235L223 234L222 236H226L225 238H227L228 235H229V237L231 236V237H230V240H229V237H228V239H226V240H229L230 245H229L228 241L225 242V238L223 237V238H224L223 240H224V243H225V244L223 243L224 245L222 246V245H218L219 243L216 242V245L219 246V247L217 246V250L219 251V249L221 248L220 251L222 252L223 249H224V247H225L226 244L228 243V245L230 246V248H229V246H226L227 248H229V250H228V249H227V250L224 249L223 253L226 254L225 252H228V251L231 252V251H232V250H231L232 246H233V245H234V246L236 245L235 242L238 241V243H240V242L242 243V242H244V241L246 240V237H247L246 235H247V234H245V232H247V231H243ZM254 232H255V231H254ZM6 233H7V232H6ZM6 233H5V234H6ZM9 233H10V232H9ZM9 233H8V234H9ZM32 233H31V234H32ZM34 233H33V235H34ZM99 233H100V235H101L103 232H102V233L99 232ZM105 233H106V232H105ZM109 233L112 234L113 232L111 233V232L109 231ZM109 233H107L108 235H107V234H105V235L109 236ZM115 233H116V232H115ZM118 233H117V234H118ZM164 233H165V235H164ZM181 233H183V232L181 231ZM222 233H223V232H222ZM236 233H238V232H236ZM249 233H251V232H249ZM256 233H257V232H256ZM11 234H15V233H14V232H13V233L11 232ZM25 234H26V233H25ZM39 234L36 233V236L39 237V239H40V238H42V237H40ZM71 234H72V233H71ZM81 234H82V233H81ZM81 234L79 233V235H81ZM87 234H88V233H87ZM113 234H114V233H113ZM113 234H112V235H113ZM117 234H116V235H117ZM133 234H134V233H133ZM189 234H190V233H189ZM189 234H188V235H189ZM191 234H192V233H191ZM207 234H208V235H207ZM210 234H212V235L210 236ZM213 234H214V236H213ZM219 234H221V232H220ZM219 234L217 233L216 236H215L214 238H216ZM226 234H227V235H226ZM251 234L253 235L254 233L252 232ZM251 234L249 235V237L251 236ZM262 234H263V233H262ZM262 234H261V236H263ZM6 235H7V234H6ZM6 235H5V236H6ZM26 235H27V234H26ZM45 235H46V234H45ZM75 235H76V234H75ZM79 235H78V236H79ZM84 235H85V236H84ZM100 235H99V236H100ZM103 235H104V234H103ZM145 235H146V234H145ZM153 235H152V238H153ZM171 235L174 236V237H172ZM234 235H235V234H234ZM244 235H245L246 237H244ZM256 235H257V237H256L257 242H256V239L253 238V236L255 237ZM258 235H259L258 233H257V234H254L253 236L250 237L251 240L248 238V239L246 240V242L251 241L252 243L254 242V243L257 244V243L263 241V240H264V239H263L264 236L259 238ZM27 236H28V235H27ZM30 236H31V235H30ZM47 236H48V235H46V237H47ZM82 236H84L85 239H84L83 241H84L86 244L83 245V243H84V242H83V243L80 245V246H82V248L79 246L80 250H83V248H84L83 246H85V245H89V246H90L89 243L91 242V241H90L89 243L86 242V238H89V237H88L89 235H87V237H86V234L83 233ZM92 236H94V238H93ZM99 236H98V238L96 237L98 240L101 239V236H100V238H99ZM110 236H111V235H110ZM193 236H195V237H196L195 239H197V236H198V235L196 236V234H195V235H193ZM209 236H210L211 238H210ZM239 236H240V237H239ZM241 236H242V237H241ZM259 236H260V235H259ZM6 237L8 238V236H6ZM9 237H11V236H9ZM12 237H13V236H12ZM14 237H15V236H14ZM46 237H43L41 240L43 241L44 238H46ZM72 237H73V236H72ZM75 237H76V236H75ZM79 237H80V236H79ZM79 237H78V238H79ZM103 237H104V236H103ZM112 237H113V236H112ZM136 237H134V238H136ZM143 237H145V236H143ZM147 237H148V236H147ZM188 237H189V236H187V238H186V237H184V235H183V237H182V235H181V236H180V239L178 238L177 240H178V241L180 240V241H179V242H180V243H179L180 245L178 244V245H179L178 247H180V246H181V248L184 247V248H183V249H184V252H183V250H182V251L180 250L181 248H178V249L180 250V252H183V253H184V254L182 253V255H184V256L187 255L186 257H189V256H190V261H191V258H193V259L196 260V258H195L194 255H197V256H198V253H199L200 251L203 253V252H205L207 249H208V250L210 249L209 247L206 249V247H207V246H206L205 249L203 248L204 250L202 251V250L200 249V248H202V247L198 245V244H200V242H201L200 239L198 238V239H197V242H199V241H200V242L197 243V244H195L196 241L194 242L193 238H191V239H192V242H194V244L196 245V246H194V245H192L193 243L191 242V239H189ZM190 237H192V235H190ZM218 237L221 238V235H219ZM7 238H6V239H7ZM80 238H82V237H80ZM113 238H114V237H113ZM113 238H112V239H113ZM130 238H131V237H130ZM130 238H129V239H130ZM137 238H136L135 240H137ZM156 238H157V239H156ZM214 238H213V239H214ZM220 238H218V240H219ZM239 238L242 239V240H241V241L238 240ZM252 238H253L254 241L252 240ZM258 238H259L260 240H259ZM10 239H11V238H10ZM30 239H31V238H30ZM30 239H29V240H30ZM33 239H34V237H33ZM72 239H73L74 241H72L71 239H68V240H71L72 243H71V241H68V240L66 239V242H65V240H64V241H62L61 244H62L63 246H65V244H63V242H65V243H66V246H68L70 243H71L70 245H72L73 243L75 244V242H76V244H77V243H78L77 241H79V240H76V241H75L76 238L74 239V237H73ZM104 239H106V238H104ZM104 239L102 238V240H104ZM107 239H108V238H107ZM107 239H106V240H107ZM110 239H111V238H110ZM114 239H115V238H114ZM131 239H133V238H131ZM131 239H130V240H131ZM150 239H151V238H150ZM164 239H165V240H164ZM181 239L184 240L183 243H182V240H181ZM206 239H207V240H206ZM216 239H217V238H216ZM221 239H222V238H221ZM236 239H237V240H236ZM261 239H262V240H261ZM29 240H28V241H29ZM31 240H32V239H31ZM49 240L51 241L50 238H49ZM61 240H62V239H61ZM81 240H82V239H81ZM102 240H101V242H102ZM127 240H128V239H127ZM135 240H134V241H135ZM138 240L140 241V242H139V241H138V242H139V243H142V246H144V245H143V242L146 241V240H145V239H143V241H141L140 239H138ZM170 240H167V241L170 242ZM172 240H171V241H172ZM177 240H176V241H177ZM189 240H190V243H191V244L189 243ZM198 240H199V241H198ZM231 240H232L233 242L235 241L234 244H233V242H232V244H233L232 246H231V242H230ZM35 241H36V240H35ZM38 241H39V240H37V242H38ZM46 241H47V240H46ZM67 241H68V243H69V242H70V243L67 244ZM93 241H92V242H93ZM113 241H114V240H113ZM186 241L189 243L188 246L190 245L188 248H190V247H192V246L195 247V248H196V247H197V248L199 247V248H198V253L196 252L197 250H195V248H193L194 250L192 251V253H191V250H192V249H191V250H189V249L187 250L186 253H188V252L190 251V253L193 254L194 257H191L192 255H191L190 253H189V256H188V254L185 253V250L187 249V248H186V247H187V246H186L187 243H185ZM219 241H220V240H219ZM258 241H259V242H258ZM37 242H35V243H37ZM44 242H45V241H44ZM55 242H56V241H55ZM80 242H82V241H79V243H80ZM104 242H105V241H103V244L105 245L104 247L102 246L103 244H101V245H100V244L98 245V244H96V243H94V244H95V245H98V246H102L103 248H106V245H107L108 240H107L106 243H104ZM110 242H111V241H110ZM132 242H133V241H131V243H132ZM135 242H136V241H135ZM138 242H136V243H138ZM169 242H168L167 247H165V249H167V248L169 247V245L172 243V242H171V243H169ZM214 242H215V240H214ZM38 243H39V242H38ZM46 243H47V242H46ZM52 243H53V242H52ZM87 243H88V244H87ZM144 243H145V242H144ZM160 243H163V242H160ZM165 243H166V242H165ZM173 243H174V242H173ZM181 243H182L183 246L181 245ZM201 243H202V242H201ZM207 243H208V242H207ZM210 243H211V242H210ZM221 243H222V242H221ZM221 243H220V244H221ZM238 243H237V244H238ZM263 243H264V241H263ZM263 243L261 242V244H263ZM39 244H40V243H39ZM42 244H45V243L42 242ZM42 244H40V245L42 246ZM57 244H58L57 246L61 245V244H59L58 242H57ZM76 244H75V246H76ZM94 244H93V246H95ZM111 244H112V243H111ZM133 244H134V243L131 244L133 247H136V246H137V244H135V246H134ZM157 244L159 245V243H157ZM175 244H176V245H175ZM175 244H174V246L176 247L175 249H177V243L175 242ZM214 244H215V243H214ZM244 244H245V243H244ZM261 244H259V245H261ZM40 245H39V246H40ZM45 245H46V244H45ZM52 245H53V244H52ZM70 245L68 246L69 248L71 247ZM77 245H79V244H77ZM112 245H113V244H112ZM124 245H125V244H124ZM129 245H130V244H129ZM138 245L141 246V244H138ZM147 245H148V244H147ZM158 245H157V246H158ZM160 245H161V244H160ZM160 245L158 246L159 248H158L157 246L155 247V249H156V248H157V249H160V250H159L160 252L156 249L159 253H158L157 251H155V253L153 252V251H154V246H152V245H151L152 247H149V248L145 249V252H146V250L151 251V250H152L151 248H153V250L151 251V253L153 252L154 254H157V255L159 254L158 257H159V256L161 257L160 260H162V259L164 258L162 261H163V263L165 262L164 264H167V263H169V260H168V258H166L165 256L163 257V253H161ZM163 245H165V244H163ZM191 245H192V246H191ZM197 245H198V246H197ZM200 245H202L203 247L205 246L204 243H203V244H200ZM207 245H209V243H208ZM240 245H241V244H238L239 247H238V246H235V248L233 247L232 249L235 250L236 247H237L238 250H237V249H236V250L239 251V250L241 249ZM57 246H56V247H57ZM72 246H74V245H72ZM91 246H92V244H91ZM108 246H109V243H108ZM132 246H131V247H132ZM148 246H149V245H148ZM165 246H166V245H165ZM172 246H173V245H172ZM220 246H222L223 249H222V247H220ZM241 246H242V245H241ZM76 247H77V246H76ZM102 247H101V248H102ZM144 247H145V246H144ZM226 247H225V248H226ZM54 248H55V247H54ZM74 248H75V247H74ZM94 248H96V247H94ZM101 248H99V250H100ZM126 248H127V246H126ZM139 248H141V247H139ZM145 248H146V247H145ZM213 248H214V247H213ZM261 248H262V247H261ZM5 249H6V248H5ZM8 249L10 250L9 247H8ZM46 249H48V248H46ZM57 249H58V247H57ZM57 249H56V250H57ZM71 249H72L71 255H72L73 253L75 254L74 251H77V250L79 251V249H77V248H75L76 250H74V249L71 247L70 250H71ZM89 249H90V248H89ZM89 249H88V250H89ZM96 249H98V248H96ZM113 249H114V248H113ZM113 249H112V250H113ZM128 249H129V248H128ZM136 249H137V248H136ZM143 249H144V248H143ZM150 249H151V250H150ZM199 249H200V251H199ZM214 249H215V248H214ZM253 249H254V248H252V247H251V249H250L249 246H244V248L242 247L241 251H243V250H244V251H248V252H247V255H249V252H251ZM258 249H259V248H258ZM52 250H53V248H52ZM101 250L103 251V249H101ZM101 250H100V252H101ZM107 250H108V248H107ZM208 250H207V252H205V253H203V254L205 255V258H206L207 256H209L208 259H210V258L212 257V255H207V253L210 252V254H211V250H209V251H208ZM212 250H213V249H212ZM230 250H231V251H230ZM249 250H250V251H249ZM254 250H256V249H254ZM54 251H55V249H54ZM78 251L76 252V255H75L76 257L71 256L70 254L68 255V257H69V256H70V257H73V258H71L70 262L72 261V259H73V260L76 259V260H74V261H75V262L77 261L78 264H79V263L82 262V261L80 262V260H82V259H81L82 256H83L84 258H87V257H85V256H87V255H85L86 252H85L84 250H83L84 252H81V253H84L85 256L82 255V254H79L80 256L82 255L81 257H80L79 255H77ZM94 251L97 253L98 250H97V251L94 250ZM125 251H126V250H124L123 252L125 253ZM128 251H129V250H128ZM128 251H127V253H128ZM130 251H131V250H130ZM130 251H129V253H130ZM149 251H147V252H149ZM260 251H262V250H260ZM7 252H8V250H7ZM7 252H6V253H7ZM9 252H10V251H9ZM89 252H91L94 256H91V257H88L87 259H84V260H83V263H88V262H90V261H91L90 259H92V257L95 258V254H96V253L94 252V253H95V254H94L93 251H89ZM164 252H165V251H164ZM195 252H196V253H195ZM212 252H213V251H212ZM215 252H216V251H215ZM215 252H214V253H215ZM229 252H228V253H229ZM233 252H234V251H233ZM233 252L231 253L232 255L234 254ZM253 252H254V251H253ZM253 252H252V253H253ZM255 252H256V251H255ZM263 252H264V251H263ZM58 253H59V249H58ZM79 253H80V251H79ZM109 253H110V252H109ZM131 253H133V252H131ZM138 253H139V252H137V254H138ZM218 253H220V252H218ZM228 253H227V254H228ZM239 253H240V251H239ZM243 253H244V252H243ZM245 253H246V252H245ZM10 254H11V253H10ZM74 254H73V255H74ZM87 254H89L88 251H87ZM149 254H150V252H149ZM154 254H153V255H154ZM180 254H181V253H180ZM203 254H201V255L203 256ZM208 254H209V253H208ZM221 254H222V253H221ZM227 254H226V255H227ZM229 254H230V253H229ZM229 254H228V256H229ZM97 255H98V254H97ZM101 255H102V254H101ZM101 255H99V256H101ZM140 255H141V253H140ZM144 255H145V253H144ZM153 255H152V257H153ZM199 255H200V253H199ZM206 255H207V256H206ZM61 256H62V257L64 256V257L62 258ZM61 256L59 257V254H58V257H59V258H58V257L56 258V256H54L55 261H56V260H60V259L62 258L63 260L69 262V261H68L69 259H68V257L66 256V254L61 255ZM121 256H122V254H121ZM137 256H138V255H137ZM150 256H151V255H150ZM184 256L182 257L183 259L185 258ZM197 256H196V257H197ZM230 256H231V255H230ZM238 256H239V255H238ZM253 256H254V255H253ZM257 256H258V255H257ZM66 257H67V258H66ZM78 257H79V258H78ZM96 257H97V256H96ZM107 257H108V256H107ZM142 257H143V256H142ZM148 257H149V255H148ZM158 257H157V256H156V257L154 256L153 258H149V259L152 260V259L155 258L156 261H159V258H158ZM231 257H232V256H231ZM234 257H235V255H234ZM243 257H244V256H243ZM135 258H136V257H135ZM197 258H198V257H197ZM201 258H202V257H201ZM250 258H252V257H250ZM23 259H25V258H23ZM67 259H68V260H67ZM95 259H96V258H95ZM100 259H101V258H100ZM102 259H103V258H102ZM105 259H106V258H105ZM105 259H104V261H101V262H104V264H105ZM107 259H108V261H109V258H107ZM107 259H106V260H107ZM147 259H148V258H147ZM169 259H170V258H169ZM185 259H186V258H185ZM185 259H184V260H185ZM206 259H207V258H206ZM206 259H205L204 262H206ZM231 259H232V261H233V258H231ZM248 259H249V257H248ZM260 259H261V258H260ZM25 260H27V261L30 263V261H29L30 259L28 260V259L26 258ZM52 260H53V259H52ZM85 260H86V261L89 260V261H88V262H85ZM92 260H93V259H92ZM117 260H118V259H117ZM132 260H133V259H132ZM135 260H136V259H135ZM164 260H165V261H164ZM195 260H193V261H195ZM198 260H199V262L197 261L198 264H199V263H200V264H203V262H202V263L200 262V261H201L200 259H198ZM238 260H240V258L238 259L237 256H236L235 259H234V261L236 262V261H238ZM242 260H243V259H242ZM249 260H250V259H249ZM262 260H263V259H262ZM99 261H100V260L98 259V263H99ZM108 261H107V263H109ZM129 261H130V260H129ZM185 261H186V260H185ZM209 261H210V260H209ZM244 261H245V260H244ZM24 262H25V261H24ZM51 262H52V261H51ZM56 262H57V261H56ZM58 262H59V261H58ZM72 262H73V261H72ZM133 262H134V260H133ZM170 262H171L172 264L174 263V262L171 261V260H170ZM186 262H188V261H186ZM197 262L195 261L194 264H195V263L197 264ZM240 262H241V261H239L238 263L236 262V264H240ZM242 262H243V261H242ZM246 262H248V261H246ZM29 263H28V264H29ZM73 263H74V262H73ZM107 263H106V264H107ZM134 263H135V262H134ZM143 263H144V262H143ZM143 263H142V264H143ZM145 263H146V262H145ZM153 263H154V262H153ZM212 263H214V262H212ZM45 264H46V263H45ZM57 264H58V263H57ZM60 264H61V263H60ZM74 264H76V263H74ZM109 264H110V263H109ZM111 264H112V263H111ZM130 264H131V263H130ZM174 264H175V263H174ZM191 264H192V262H191ZM205 264H206V263H205ZM207 264H208V263H207ZM210 264H211V262H210ZM246 264H247V263H246Z\"/></svg>","mask_w":264,"mask_h":264}]
</instances>
